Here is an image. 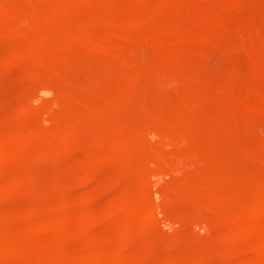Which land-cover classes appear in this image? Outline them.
Wrapping results in <instances>:
<instances>
[{"label": "rangeland", "instance_id": "1", "mask_svg": "<svg viewBox=\"0 0 264 264\" xmlns=\"http://www.w3.org/2000/svg\"><path fill=\"white\" fill-rule=\"evenodd\" d=\"M17 1H18L17 3L19 5L25 6L26 11L29 13V14L27 13L28 15H26V18H27L26 19L27 20L26 23H29L28 25H31L32 21H33V19H32L33 17L30 14H32V8H33L34 0H31V1L30 0H17ZM126 1L128 3V2H131L132 0L131 1L130 0H126ZM10 2L8 1V3H10ZM35 2H36V0H35ZM218 2H219V4H218ZM220 2H222V3H220ZM43 3L44 4H42L40 6H39L38 3H36L35 5L38 4L39 12L42 13V14L44 13L43 15H45L46 13L50 14L53 10H55L54 9V5L56 6L57 3H61V0H43ZM191 3H192V5L188 4L185 7L186 9L181 11L183 13H181V12L177 13L178 15L175 14L174 15L175 17L170 15V14L167 17L166 16L167 14L165 12H163L161 14L162 16H166L168 18V21L170 19L171 21H169V22L175 23L174 25L179 27L178 29H181V30L184 29V25L182 24V22L184 21L185 22V29L184 30H185V32L188 31L190 33L189 34L187 32L189 34V36H190V38H189L190 40H188L186 43L182 44L183 46H180L178 48L173 46V48H172V43H173L172 40L174 38V35H171L170 33L163 35L165 37V39H163V41L165 42V45H166L165 46L166 47L165 51L167 53H169V54L170 53H172V54H175V53H179L180 54L181 53V54L178 56V59L175 62H172L173 66L169 67L170 69L167 72V73H169L168 75H166V74L162 75V76L161 75H159V76L156 75L152 80L150 79L151 76L149 78H146V80H147V81H145L147 83L146 87L149 86L150 88L147 87V88H149V89L146 90V92L148 94L147 93H146L147 95L145 94V99H144V102H143V104H144L143 106H140L138 103L137 104H135V103L133 104L132 101H130V100H129V102H125V103L124 102L122 103L120 101L122 93L124 91V87L122 85V81L125 78H127L133 72V70L135 69L136 62H137L136 58L131 57V56H129V57L122 56L120 54L118 56L117 55L118 52L116 50H114V49L108 50V51H104V52H101V53L96 52L95 49L90 48L91 46L95 47V44H94L93 41L86 42V43H83V44L82 43L81 44H77L76 45V47H77L76 52L78 53L80 51L79 52L80 54L76 53L73 57H69V58H68V56L63 57V60L65 58H67L68 60L67 59L66 60L68 62L71 61L73 63L74 70L73 71L70 70V71H72V72H70L72 75L70 74L69 76H67L64 79L65 81L63 80V78L61 79L59 77V79L57 81L52 82L51 80H48V78H46V77H44L42 75H37V74H39V72L41 70V67H39L40 66V64H39L40 60H37V58H34V57L31 58V57H26L25 56L26 58L22 57L23 59H19V60L18 59L16 60V59H13V58L10 59L13 54L15 55V51L16 52H20L21 54L25 55L27 50H31L33 48V46H35V44H37L39 42V39L41 40V35H42L41 33L44 32V31H42V27L39 30L37 29V30H32L31 31L30 29L25 28L21 24H14L13 19L12 18L10 19V17L7 16V15L4 16L5 18H8L7 22H6V19H4L3 17L0 19V142L3 141V140H7L9 142L8 149H9V155H11L10 156L11 157L10 161H8V162L6 161V162H3V164H0V186H1L0 190L3 189V191L1 190L2 193H0V223H1L0 224V235H1L0 237L2 238L3 234L5 235V236H3L4 239L1 240V238H0V251H1V248H2L1 246H2L5 238L7 236H9V235L13 239H14V237H15V239H17V238L21 239L20 240V243H21L20 245L23 248L25 247L27 249V247H29L32 250L31 251L28 248L27 249L28 252L27 253H23L24 256L21 255L22 257L18 256V255H15V254H12V253H2V255H1V252H0V264H16V263L17 264H34V263L35 264L36 263L37 264H45V263L46 264H61V263L62 264H68L69 262H72L71 264H80V263L81 264H87V263L88 264H96L93 259H94V255L97 253V251L96 252L95 251L92 252V249L95 250L96 247H98L97 245H99V246L103 245V247H104V249L102 248L101 251L99 250L100 247H98L97 248L98 251L101 252V253L100 252H98V253L99 254H105V253L108 254L107 257L109 259L111 257V260L115 259V257L118 254H120L121 251H123L122 258H124L123 259V261H125L124 264L126 262H128V261H129L128 262L129 264H136V262H137V264H149V263L152 264L151 262H153V261H155V262H153V264H164V263L165 264H169V263L172 264V263H174L173 262L174 259H175L174 260L175 261L174 264H177V263L178 264L179 263L180 264H186V263L187 264H238V263L239 264H247L248 262H250L251 260H253V259L257 258V257H259L261 260H264V254H263L264 251H261V250L259 251L260 252V256H258L259 252L256 251V250L261 249L259 246H261V243L264 240V237H263L264 236V217H263L264 216V212L259 214L258 217L256 216V218L254 220V221L257 222V223L255 222L256 225L258 224L257 225L258 229H257L256 232L249 233V232L245 231L247 234H245V232H244L243 234H241L240 236H238L236 238H230L232 230H229V229H233L232 226H234L236 224V222H238L239 216H240L238 214L239 211H241L242 208H243V210H245V209L247 210V208H249L248 205H250V204L249 203L247 204L246 202L250 201L249 199H250V197L252 195H253L252 198H251L252 200L255 197V195L257 197H261V194H262V197L264 196L263 192L261 193V191L257 193V188L254 187L258 183L260 185L264 184V181H263L264 180V154H263L264 152H262V151H264V148H263L264 147V127L262 125V124H264V122H261L264 119H261L259 124L258 123L257 124H253L252 121L250 120L251 119V115L249 113H245L243 111H242L243 113L241 112V107L244 105V102L246 104V102H249V99H253V100L257 99L259 94L264 96V86H262L263 83L256 82L255 78H254V73L258 69L259 70H263L264 69V66H262V64H264V62H259L258 59L256 58L255 54L253 52L249 51V50L252 49L253 44L257 46V44L259 42L258 47L261 44L262 45L264 44V40H263V38H264L263 37L264 36L263 32L264 31L261 32L262 28H264V26H263L264 25V18H263L264 17V0H244L242 2V4L239 6V8L238 7H230L229 5L224 4L225 3L224 0H220V1L211 0V2H206V3H203V4H197V3L194 4V2H191ZM45 4H47V5H45ZM220 4H222V5H220ZM51 5H53V6H51ZM218 5H220V6H218ZM248 5H249V8H250L251 11L248 10L249 9ZM30 6H32V8ZM204 6L206 7L205 9H204ZM212 6L215 7V8H213V10H212ZM222 6H226L225 8H228V9L226 11H225V9L222 10L221 9ZM243 6H245V8ZM50 7H51V9H50ZM199 7H201V8H199ZM210 7H211V9H210ZM241 7H243V8L241 9ZM257 7H258V9H257ZM187 9H189V11H187ZM197 9H198V11H197ZM131 10L133 11V9H130L129 7H126V10L123 11V16L129 15L131 13L130 12ZM214 10H216V11L219 10V11L216 12ZM126 11H127V13H126ZM204 11H206V12H204ZM136 12H137V10L135 11V13ZM197 12H198V14H196ZM219 12H220V14L217 15V13H219ZM233 12H234V14L236 13L237 15H234ZM132 13H131V15H132ZM221 13H223V14H221ZM211 14H212V16H211ZM133 15H134V13H133ZM198 15H200V16H198ZM205 15H206V18H205ZM27 16H29V17H27ZM181 16H182V18H181ZM196 16H198V18ZM83 17L84 16H81L80 14H77V15L73 16L71 18L72 19V23L76 24V23L82 21V19H84ZM177 17H179V18L177 19ZM213 17H215V19ZM222 17H223V19H222ZM175 18H176V20H175ZM209 18L210 19L212 18L211 23H209L210 22ZM260 18H263L262 19L263 22H262V20ZM2 19L6 23H8V26H6V24L4 22L2 23V21H3ZM29 19H30V21H29ZM121 19L116 20V21H118V23L115 21L116 23L114 24V21L112 22L109 18L108 19L105 18L104 20H102L100 22L101 24L99 23L101 25V26H99V28L100 27L101 28L100 29L98 28V30L101 31V32L107 31L109 28H111V26L114 27L113 24L116 25L115 27H117V25H118L117 28L122 29V28L126 27L128 25V23H127V20L124 19L123 17H121ZM232 19H233V21H232ZM8 20H9L10 23L8 22ZM226 20H228V21H226ZM103 21L106 22V24H108L109 22H111V23H109L108 25H105V23ZM225 21L228 24L225 23ZM179 22H180V24H179ZM259 22H260V24H259ZM11 23H12V25H11ZM119 23H121V25ZM192 23H193V25H192ZM195 23H198V24H195ZM261 23H262V28L260 26ZM122 24H123V26H122ZM181 24L183 25V27H182ZM237 24L240 25V26H238ZM10 25L13 26V27H11ZM25 25L27 27H29L27 24H25ZM198 25H199V27H198ZM224 25L227 28L224 29V27H225ZM231 25H232V27H231ZM233 25L234 26H238V27H234ZM248 25H250V26L256 25L258 27V30L260 31L261 35H259V36L257 35L258 38H254L255 40H249L247 38H244V36H243L245 30L250 27ZM10 27L12 28L13 32L11 31ZM190 27H191V29H190ZM195 27L197 29H195ZM207 27H208V29H207ZM103 28H105V29H103ZM212 28H213L214 32L212 31ZM218 28L220 29V33H218L219 32ZM186 29H187V31H186ZM209 30H211V31H209ZM231 30H233V31H231ZM15 31H17L18 33L15 32ZM197 31H200L201 33L206 34V35L211 33V34H209V36H213L215 38V41L214 42H210L209 44L207 43V44L203 45L202 47L199 46L200 48H198V45L196 44V40H197V35L196 34L198 33ZM226 31H228L229 33H227ZM240 31H241V33H240ZM138 32H140V33H138ZM134 33H133V36H135L137 38H139V37L141 38V37L148 36L150 34V31H145V30L136 31L135 30ZM141 33L143 35H146V36H143ZM9 34H11V35H9ZM236 34H238L237 37H239V38L235 37ZM230 37L232 38V40H231ZM30 38H32V39H30ZM191 38H193L192 39L193 41L191 40ZM167 39H169V41ZM238 39H240L242 41V43ZM36 40H38V41L36 42ZM126 41L127 40L117 41V45H119L120 47H129L132 42L131 41L130 42L129 41L126 42ZM170 42H171V44H170ZM217 42H218V44H216ZM124 44H126V45H124ZM167 44H168V46H167ZM244 45L250 46L251 49H246L247 46H244ZM237 46H238V48H237ZM241 46H242V48H239ZM212 47H214V49ZM233 47L235 48V50L232 49ZM170 48H172L171 50L173 52L170 51ZM175 49H177V50H175ZM241 49H243V51L240 52ZM48 50L50 51V54H52L53 48L52 49L49 48ZM233 51H235V52H233ZM244 52H245V54H244ZM101 54H103V55H101ZM113 54H114V56H113ZM98 55H99V57H98ZM190 55H192V57ZM194 55H196V56L194 57ZM103 56H105V57L103 58ZM152 57H153L152 55L147 56V58L145 60L147 64H150V63L153 64L154 58H152ZM182 57L184 59H186V60L181 61L183 59ZM107 58L110 61H107ZM127 58H129V59H127ZM199 58H201V59H199ZM187 59L188 60L190 59V60L188 61ZM253 60H255V61H253ZM27 62H28V65L30 64L29 67L26 65ZM176 62H177V64H175ZM164 63L165 62H163V60H162L161 64H160L161 69H163V66H165ZM243 63L246 64V66H242V65H244ZM4 64H6V65H4ZM201 65H202V67H201ZM175 66L178 67V68H176ZM86 67H89L92 70L89 69V68H86ZM197 67H199V68H197ZM245 67H248V69L247 68L245 69ZM249 67H250V69H249ZM174 68H175V70H174ZM201 68H203V69H201ZM171 69H172V71H171ZM104 70H106V71H104ZM247 70H248V75H246L247 74ZM250 70H251V72H250ZM178 72H179V74H178ZM197 72H198V74H196ZM244 72H246V73H244ZM106 73H108L107 74L108 76L105 75ZM109 73H110V75H109ZM164 73H166V72H164ZM190 73H192V74H190ZM201 73H203L202 74L203 76H200ZM86 74H88V75H86ZM89 74H91L90 77H89ZM101 74L103 75L104 78L102 77ZM118 74H119V76H118ZM85 75H86V77H85ZM99 75H100L101 78L99 77ZM186 75L187 76L189 75V76L187 77ZM87 77H89V78H87ZM158 77H160V78H158ZM189 77L190 78L192 77V79H190ZM45 78H46V80H45ZM67 78H69V79H67ZM76 78L78 80H76ZM161 79H163V81ZM164 79H167V82ZM172 79H174V80L172 81ZM102 80H104V82ZM198 80H200V82H198ZM151 81H153V82H151ZM226 81H228V82H226ZM230 81H233V83H229ZM252 81H253L254 84L252 83ZM65 82H67V83H65ZM159 82H161V84ZM164 82H165V84H164ZM60 83H62V85ZM149 83L151 84L152 87H155V88H152ZM166 83H168V85ZM169 83H171V84H169ZM191 83H193V84H191ZM259 83H261V84L258 85ZM83 84H85V85H83ZM89 84H92V85L90 86ZM86 85H88V87ZM157 85H158V88H157ZM211 85L213 87H211ZM60 86H61V88H60ZM92 86H94V87H92ZM225 86L227 88L231 87V89H232L231 96L226 94V93L223 94V92L225 91L224 89L226 88ZM71 87H72L73 90L71 89ZM168 88H169V90H168ZM210 88H214V89L217 90V91L215 90L216 93H217L216 96L215 95L213 97L210 96L211 93H210V95H208V91H209ZM153 89H155V90H153ZM156 89H157V91H156ZM159 89H160V91H159ZM204 89H205L206 92L204 91ZM67 90H68L69 93L67 92ZM78 90H81V91H78ZM261 90H262V93H261ZM119 91H121V92H119ZM76 92L77 93L78 92H82V93H80V94L78 93V95H77ZM99 92H100V94H99ZM128 92H129L130 96L133 95L135 97V95L137 93V90L132 88V89L128 90ZM152 92H153V95H154L153 97H152ZM191 92L192 93L194 92L195 94L198 93L197 95H195L193 93L194 97L196 96L195 99H193L194 98L193 94H190ZM157 93H159V94L157 95ZM245 93H247V95ZM249 93H250V95H249ZM73 94H74V98H72ZM203 94H205V95H203ZM254 95H256V98H255ZM197 96H198V99H197ZM62 97H64V98H62ZM108 97H109V99H108ZM155 97H157V99ZM246 97H247V100H246ZM70 98H72V99L70 100ZM110 98H112V101H111ZM179 98H182L181 99V100H183L182 103H180L181 101L178 100ZM218 98H219V100H218ZM235 98H237L238 101L235 100ZM77 99H78V101H77ZM187 99H188L189 102H191L192 100H196L198 103L196 105H194V108H193V106L191 104H186V103H188ZM230 99L234 100L235 102L231 101ZM164 100H165V102H164ZM228 100H229V102L230 101L231 102L229 103ZM243 100H244V102H242ZM206 101H207V103H206ZM203 102H204V104H203ZM223 102H225V103H223ZM128 103H130V104H128ZM165 103H166V105H165ZM170 103H172L171 106L169 105ZM210 103H212V104H210ZM173 104H174V106H173ZM175 104H177V105H175ZM229 104H230V106H228ZM232 104H235V105L232 106ZM71 105H73L74 110L69 112ZM113 105H116V106L113 107ZM131 105H133V106H131ZM200 105H202V106L199 107ZM226 105L228 106V108L226 107L227 110H229L228 112H226L227 110H225L226 108H224ZM144 106H146V107H144ZM108 107L111 108V109L108 110L107 109ZM234 107H236V108H234ZM144 108H145V111H143ZM177 108H180V109H177ZM215 108L216 109L219 108L218 109L219 112H217V110ZM220 108H222V109H220ZM114 109H115V111H113ZM192 109L195 110V112ZM223 109L225 110V112L223 111ZM62 110H64V111H62ZM90 110H92V111H90ZM202 111H205V112H202ZM110 112H112V115H113L112 117L114 119L111 118V116H110L111 114L110 115L108 114ZM196 112L199 113V114L201 113V114L200 115L197 114V117H196V115H195ZM165 113H166V115H165ZM168 113H169V115L171 117L170 120L168 118L169 117ZM186 113H187V115H189V118H187L188 120L183 119V120H186V121H184L186 123V125H185V124L182 123V118L186 115ZM223 113H224V116L226 118L224 116L222 117ZM227 113H230V114L228 115ZM204 114L206 116H204ZM216 114H220V115H217L218 117L216 118V117H214V116H216ZM117 115H119V116H117ZM129 115H131V116L129 117ZM147 115H148L149 118L147 117V119H146L145 117ZM244 115L246 116V118L244 117ZM241 116L244 117L245 120L247 119V121H245L244 118L242 119ZM75 117L76 118L78 117V118L76 119ZM180 117H182V118H180ZM190 117H192L191 119L193 121L190 119ZM205 117H207L208 120ZM210 117L211 118H215L216 120L218 119L220 123L216 122L215 120L211 119ZM19 118H21V119H19ZM121 118L124 119L123 121H125V123L123 121H121L122 120ZM151 118H153V119L151 120ZM166 118L168 119V122H167ZM203 118H204V120H203ZM222 118L223 119L225 118L224 119V123L226 122L225 123L226 127H227V124H228V128L226 130L224 129L225 128L224 125H223L224 123L221 122V121H223ZM234 118H236V119L234 120ZM26 119L29 122H27ZM111 119H113L114 121L111 120ZM144 119H146L145 124H143ZM201 119H202V122L200 121ZM231 119H233V120H231ZM72 120H74L73 122H75V124H76L75 125V127H76L75 138L73 139L74 140L72 142L73 144L72 143L65 144V143L62 142V139L64 137V131L63 130H57L56 127H57V124L65 126L66 123L68 124V122H71ZM75 120H77V121H75ZM78 120H79V122L81 124H78ZM141 120H142V122H141ZM177 120L180 123V125H181V123L183 125L182 129H181L183 135H181L182 133H180V132L177 133L178 131H181V130L177 131L176 128L174 130H172L173 128H171V127H173L171 124H173L175 126L177 124V122H176ZM225 120H227V121H225ZM207 121H209V122H207ZM229 121H231L230 125H229ZM242 121H243V123H242ZM118 122H119V124H118ZM151 122L152 123L155 122L154 126L152 125ZM174 122L176 124H174ZM187 122H189V123H187ZM233 122H234V124H232ZM199 123H200V125L202 124V126H205V128L204 127L202 128V126H200ZM205 123L209 124V127H208V125H205ZM211 123L214 124L213 125L214 129L213 128L210 129V126H212ZM221 123H222V126H220ZM241 123L242 124L245 123V126L246 125L248 126V127L247 126L245 127L243 125V129H244V127L247 128V129L252 128L250 130V133H249V131H247V135L245 134L246 133V129L242 130ZM123 124H125V125H123ZM160 124H161L162 127L159 126ZM166 124H169V125L165 126ZM189 124H192L191 126L195 125V128H197L199 133L197 132V130L193 131V130H195L194 127H191V128H193V130L190 127L188 129L187 127L190 126ZM236 124H237V126H236ZM16 125H17V127H16ZM77 125L80 126V127H78ZM139 125H140V127H139ZM231 125H234L236 127V133H238V131L241 128L239 134H236V137L234 136L235 135V132H234L235 131V129H234L235 127L232 126V128L233 127L234 128L233 129L231 128L232 130H230ZM238 125H240V126H238ZM254 125H257L258 128H257V126H254ZM260 125H262V126L260 127ZM25 126L27 128H25ZM136 126H138V127H136ZM147 126H148V128H147ZM184 126L186 128H184ZM217 126L219 128H217ZM12 127H13V129H12ZM23 127H24V129H23ZM88 127L90 128L89 131H88ZM128 127H129V129H127ZM131 127L133 128V130H132ZM206 127L208 129H210V130L207 129L208 134L210 133L209 136L206 134V130H205L204 133H202V131H204V129H206ZM222 127H223L224 131L221 130ZM198 128H200V129H198ZM216 128H217V130H216ZM136 129L138 130L137 132H136ZM145 129H147V130H145ZM169 129L173 131L172 136H171L172 139L175 138V137H173L175 134H176L177 137H179V134H180L181 138H182V136L184 137L182 139H184V142L186 143V146L190 145L191 143H193L192 145H190V147L187 146V148H186V146H185V148H182V149L180 148L179 149L178 147H182V146H184V144L182 143L183 140H181L180 137L178 138L177 143H176L178 147L175 148V150H174L175 153H174V156H173L175 159H177V163H176L175 160H173V157H171V160H170V157H169V161H168V159H167L168 157L166 156L168 151L171 152V149L172 150L174 149V147H175L174 145H175V142H176L175 140L171 141L170 138H168L166 140V138L162 137V136H164L163 132H164V134H165L166 131L170 132ZM183 129H185L184 132H183ZM44 130H48V131H44ZM50 130H51V132H50ZM118 130H124V132H125V134H127V136L130 134L128 136V138H127L128 140L121 141V144L116 143L114 141V139H113L114 132L118 131ZM149 130H151L150 131L151 133L149 132ZM155 130L159 131V132H156ZM189 130H190V132H189ZM219 130L222 131V132H220ZM126 131H128V132H126ZM185 131H186V133L188 132L187 134H190V135H184V134H186ZM192 131L194 133H192ZM227 131H229L228 133H230V134H228V133L226 134ZM232 131H233L234 135L231 133ZM243 131H245L244 134L247 137L250 135L249 139L248 138H244L245 135L242 136V138H244V140H246V139L249 140L246 143L245 142L243 143V140L241 139V135L243 134ZM218 132L222 133V134L224 132L225 135L224 134L223 135L226 138V140L223 139L224 137L222 136L223 137L222 138L221 135ZM30 133L31 134H33V133L34 134H38V135H40V137H38V138L36 137L37 139L32 141V143L35 142L34 145L28 147L27 144L24 143V141L22 142V139H23L24 136L30 135ZM138 133H140L139 135L143 134V135L140 136V138H138L139 141L135 140V139L129 140L130 137H133V135H137ZM155 133H156V135H155ZM195 133H196V136H197V134H200V133L201 134H200V136L198 135L197 137H195ZM213 133H215V134H213ZM202 134H204V135H202ZM108 135H109V137H107ZM205 135H207L208 137L205 136ZM217 135H220V136H217ZM237 135L240 136L239 139H238ZM141 137H142V139H141ZM186 137H187V139H186ZM190 137L191 138L193 137L192 139H196L198 142L200 140V144L196 143L197 145H195V142H197V141L196 140L192 141V139ZM200 137H201V139H200ZM203 137H205V138L202 140ZM212 137H213L214 140H217V142L215 141V145L213 144L214 140L212 139ZM218 137H221V138H218ZM234 137H235V139H234ZM33 138H35V137H32L31 139H33ZM251 138H252V140H250ZM78 139H80L81 141L78 140ZM161 139H164V140L162 141ZM209 139H211V140H209ZM222 139L225 140V141H227L229 139L230 141L228 140V142H224ZM53 140L55 141V143H53ZM201 140L202 141L205 140V142L202 143ZM170 141H171V143H168ZM178 141H180V146L178 145ZM186 141H189L191 143L186 142ZM49 142H51V143H49ZM128 142L130 144H128ZM142 142H145V143H142ZM206 142H208L209 145ZM210 142H212V143H210ZM251 142H253L252 145H251ZM38 143H39V145H38ZM52 143H53V145H52ZM140 143H141V145H140ZM159 143L160 144L163 143V144L159 145ZM166 143H167V146H166ZM204 143H206V144H204ZM222 143H223V145L224 144L225 145L223 146ZM226 143H228V144H226ZM232 143H233V145H232ZM248 143H249V146L246 145ZM255 143H257V144L255 145ZM118 145L120 146V148H119ZM168 145H169V147H168ZM193 145H195V146H193ZM199 145L206 146V148H208V149L205 148L207 152H205V149H203L204 148L203 146H199ZM210 145L212 147H210ZM218 145L220 147H218ZM253 145H255V147L257 146L256 150H254V151L252 150V149H254ZM71 146H72V148H71ZM114 146H115V148H114ZM165 146L167 148H165ZM191 146H193V147H191ZM198 146L200 147V149L198 148V151H197L196 148ZM232 146H233V148H232ZM63 147L66 148V149H64ZM151 147H152V149H151ZM226 147H227L228 150L226 149ZM67 148H69V149L67 150ZM188 148H192V149L188 150ZM45 149L47 151H45ZM122 149L124 151H122ZM139 149H140V152H139ZM176 149L182 151L181 154L179 153L180 151H177ZM234 149L236 151H234ZM245 149L247 150V153H245V151H246ZM259 149L261 151H259ZM10 150H12V151H10ZM40 150L43 151L46 154V155H44V158H41V156L38 158V156L40 155L39 154ZM118 150L120 152H123L122 155L124 153L130 152L133 155L132 156L133 159L128 161L125 158H123L121 154H120L121 156L119 155V156H116L115 158L113 157V159H112V155L118 153ZM150 150L151 151L153 150V151L151 152ZM156 150H158V152ZM200 150H202L203 154L200 152ZM213 150H215V152ZM220 150H221V152H220ZM98 151H99V153H98ZM190 151H192V152L190 153ZM231 151L233 153H235V154H233ZM56 152H58V153H56ZM209 152L212 153V155H213V153H215L214 155H216L217 158L216 157L214 158V155L213 156L211 155L213 157V160H212V157L211 156L209 157V155H210ZM19 153L21 155H19ZM30 153L32 155H30ZM47 153H49V154H47ZM153 153H154V155H153ZM176 153L178 155H176ZM197 153L198 154L200 153V154L197 155ZM206 153H208V154H206ZM228 153H230V154L232 153L231 154L232 156H229ZM240 153L241 154L245 153V157L250 156L252 158H250V157L249 158H245ZM248 153H250V154H248ZM253 153H255L256 155H257V153H259L258 156H260V155L261 156L256 158V155L253 154ZM93 154L96 155V156H94ZM161 154H163V156ZM182 154L185 156V158L188 157V156H186L188 154H189L190 158H191L190 154L192 155V157L194 156L191 160H188V158H186L190 162V163H188V161L186 162V165H188V164L190 165L189 169H192V167H194V166L196 167V165H198V164H200V166L205 164V166H206V165H208L207 162L210 159L211 160H210L209 163H211V166L210 165H208L206 167L202 166V167H204V169H202V171H201V173L204 174L203 176H201L202 174H200V173H199L200 175L198 173H196V172H200V170H201V168H200V170H198V167H200L199 165H198L197 169L193 168L192 172L188 171V172H190V174H188V173H186L187 170H184L185 167H187V166H185V163H184V160L186 161V159L183 158V160H181V158L183 156ZM219 154L221 156V160L220 161H215L214 159L218 160L220 158ZM34 155H35V157H34ZM144 155H146V156H144ZM180 155H182V156H180ZM195 155H197V156H195ZM203 155L205 156V161H207V162L203 161L204 159L198 158V157L204 158ZM234 155H236L237 157H238V155L242 157V158H240V159H243L241 162H239L240 159H238V161L236 160L237 162H235V163L239 162L240 164H242V170H243L244 165L246 166L244 168L245 170H243V172L241 171V169L238 170V168L241 167L239 165V163L238 164H234V163H232L230 161L231 159L233 160L236 157ZM16 156H18V157L16 158ZM89 156H92V157H89ZM179 156H180V158L178 159L177 157H179ZM23 157H24V160H22ZM141 157H142L143 161L145 160L144 162L141 161L142 160ZM146 157H147V159H145ZM153 157L155 159H153ZM158 157L159 158L166 157V159H165L166 161L164 159H162L163 160V161L161 160L162 163L160 162L158 164L161 167L158 166L159 168H156L157 170L153 169V171H151V173L149 175L143 176L141 174V172H139V168L137 167L138 164L140 163L139 161H141V163H146V164L150 162L147 165L151 166V164L154 162V160L156 161V159ZM222 157L225 158V159H223L224 162H225V160L228 157V159H229L228 163L230 165L227 166V165H225L224 162L222 163ZM53 158H55V160ZM86 158H88V159H86ZM13 159H16V161L13 160ZM66 159H68V160H66ZM85 160H87V162ZM178 160H180V161H178ZM199 160H202V162H200ZM60 161H61V163H60ZM65 161H68L71 164H69L68 162L66 164L63 163ZM193 161L196 162V165L194 164L195 162H193ZM227 161L228 160H226V162ZM233 161H235V159ZM113 162H115V163H113ZM170 162H172L171 166H173L175 164V167L177 165V167L181 168L185 172L184 173L185 176L182 173L183 171H181V169H180V173H175V172H179V168H176L177 170L174 169L175 168L174 166H173V168H170ZM181 162L184 164V168H182L183 164ZM87 163L88 164L90 163L89 165L91 167ZM212 163L215 166V169L217 167L216 165H218V167L221 166L220 167V169L222 168L221 172H219L220 169L213 170L214 168H213ZM220 163H222V164H220ZM178 164H180V165H178ZM231 164H234V165H237V166H234V165H231ZM238 165H239V167H238ZM1 166H2V168H1ZM168 166H169V171L167 170ZM180 166H182V167H180ZM28 167H30V168L28 169ZM129 167H131V170H130ZM224 167H226V168H224ZM61 168L63 170H61ZM128 168H129V170H128ZM208 168L212 169L214 171V173H215V176L214 177L212 176L213 180L219 174L218 178L221 179L222 177H224V178H222L223 180L221 179V181H223L224 184L227 183V181L225 182V180H224V179L227 180V178H226L227 177V174H226L227 170L226 169L229 168L228 170H230V169L232 170V171L231 170L228 171V174H230V173L232 174V172L234 174L235 171H236V173L234 175L233 174L230 175V180L232 181L237 176L236 179H238V180L240 179L239 183L238 182L237 183L241 185L242 183L240 181H243V183L245 182L248 185V187H246L245 184H242V187L244 185V187H246V189H243L240 185H239L240 187H238L237 186L238 184L235 182V181H237L236 179H234L232 181V183H231V181L230 182L228 181L229 183H227V185L226 184L224 185L223 183H218L220 181H218V182L213 181V182H215L213 184V182L212 183L210 182L212 180L211 179L212 171L210 169L206 170ZM256 168H257V170H262V171H260V172L257 171V170L253 171V169H256ZM195 169L198 170V171H196ZM31 170H33V171H31ZM248 170H250L249 173L247 172ZM132 171H134V172H132ZM64 172H66V173H64ZM205 172H207V174H205ZM208 172L209 173L211 172L210 173V177H206L207 175H209ZM223 172H224V174H223ZM245 172H247L248 174H246ZM251 172L252 173L254 172L255 174H252ZM192 173H193V176L195 178L192 177ZM214 173H212V175ZM216 173H217V175H216ZM237 173H238V175H240V173L241 174L244 173L246 175L242 174L243 175L242 176L243 179H242L241 176L239 178ZM256 173H257V175H256ZM258 173H259V176H258ZM249 174H250V178H249ZM260 174H262L263 176L261 175V177H260ZM19 175L21 176V178H20ZM57 175H59V176H57ZM69 175H71V176H69ZM73 176H74V178H73ZM183 176H184V178H183ZM251 176H255V177H258V178L255 179L254 177L252 178ZM10 177H12V178H10ZM15 177L19 178V180L17 178H15ZM68 177H70V179ZM143 177H145V178H143ZM201 177H202V179H201ZM231 177H233V178H231ZM244 177L248 180V182H246V180H244L245 179ZM24 178H25V180H24ZM65 178L67 179V181L64 180ZM75 178H76V180H75ZM133 178H135V180ZM139 178H141L140 180H142V178H143V180L141 181V183L138 184ZM207 178H209L211 180H208ZM218 178H216V181L218 180ZM251 178L253 179V181H252ZM11 179H12V181H11ZM30 179H31V181H30ZM34 179L37 180L36 183H35ZM191 179L194 180V181L196 180L195 183ZM199 179L202 180V182L204 183L203 185L208 183V184L205 185L206 187L203 186L202 182L200 183V181L197 183V181ZM258 179H262V180H258ZM14 180L16 182H14ZM54 180H56L57 183H54L55 182ZM68 180H70V181H68ZM136 180H137V183L135 182ZM180 180H181V182H180ZM182 180H184L185 182L182 181ZM17 181H20V182H18L20 184H18ZM205 181H208V182H205ZM251 181L253 183H251ZM254 181H256L257 183L255 182L256 183L255 184ZM260 181H262V184H261ZM58 182H60V183H58ZM191 183L195 184L199 188L201 187L200 191L203 188L202 189L203 191H201V193H200L201 195L199 194L195 198L192 196L193 197L192 199L189 196L188 188H185V186L193 185ZM199 183L201 184V186H200ZM3 184L7 185V186H4ZM56 184L57 185L59 184L60 188H59V186H56ZM215 184H217V185H215ZM221 184H223V186H221ZM10 185L11 186L19 185V187L13 193L10 194V193H8L9 191L7 190V188H9L8 186H10ZM30 185H31V187H30ZM65 185H67V187ZM125 185H127V186L125 187ZM144 186H145V188H144ZM183 186H184V188H183ZM216 187H218L220 191ZM225 187L227 189H225ZM237 187H238V189H237ZM249 187L252 188L253 191H252V189H250V191H248ZM257 187H258V185H257ZM21 188L24 189V190L29 189L30 191L26 190L27 192H23L24 190H21ZM210 188H212V190ZM221 188H224L223 189L224 191H222ZM131 189H132V192H131ZM186 189H187V191H186ZM204 189H206V191H208V192H206ZM213 189H214V192H213ZM6 190H7V194H6ZM215 190H216V192H215ZM230 190H232L233 192L230 191ZM236 190H239V192H236ZM217 191H218V194H217ZM226 191L227 192L230 191L231 193L227 194ZM251 191L255 195L252 194ZM3 192H5V193H3ZM122 192L124 194L128 193V195L130 196L131 199H134V200L137 199L140 202V206H141V208H139L138 210H141L142 212L138 211V210L132 211L131 210L132 209L131 208V206H132L131 204H130V206H128L127 204L125 206V204L123 202H122L123 204H121V199L125 196L124 194H122ZM172 192L174 194H172ZM202 192H203L204 195L202 194ZM204 192H206V193H204ZM221 192H223V193H221ZM247 192L250 193V194H246L245 195V193H247ZM65 193H67V194H65ZM213 193H215L214 194L215 195L214 198L211 197V196H213ZM1 194H2V196H1ZM46 194H47V196H46ZM86 194H87V196H86ZM209 194H211V195H209ZM221 194H222V196H221ZM239 194H243V196L246 199H244V197L242 195L239 196ZM206 195H209V196H206ZM231 195H233V196L231 197ZM247 195H251V196L248 198ZM236 196H238L237 198H239L240 200L237 199ZM183 197H184V199H183ZM186 197H187V199H186ZM218 197H220V201H219ZM7 198H9V199H7ZM47 199H49V200H47ZM193 199H194V201H192ZM196 199H198V200H196ZM203 199H205L206 201L203 200ZM223 199H224V201H223ZM225 200H227L228 202L227 201L225 202ZM195 201H197V202H195ZM229 202H230V204H229ZM234 202L236 204H234ZM202 203H204V204H202ZM240 203H242V206L239 205ZM24 204H26L25 207L21 208V207L24 206ZM112 204H113V206H112ZM245 204H246V206H245ZM198 205L200 206V210H199V206ZM202 205H205V206H203V208L204 207H208V206L209 207L203 209L201 207ZM236 205H238V206H236ZM39 206H41L42 208H40ZM76 206L78 208H75ZM145 206H146V208H145ZM229 206H230V208H229ZM234 206H235V208H234ZM231 207H232V209H231ZM73 208L75 210L78 209V211H80V210L81 211L79 213L77 211H75V210L72 211ZM83 208H86L85 209L86 211L83 210ZM116 208H118V209H116ZM125 208L126 209L131 208V209H128L127 211H123V210H126ZM228 208H229V212L231 210H233V211L230 212V213L226 212V211H228ZM239 208H241V209H239ZM102 209H104V210H102ZM112 209H115V210H112ZM88 210H89V212H88ZM94 210L97 211V212L99 210V213L94 212ZM143 210H144V212H143ZM147 210H150V212H151L150 216L147 214V212H145ZM216 210H219V211H216ZM236 210H237L238 213L234 212ZM131 211L134 212V213H132ZM208 211H210V212H208ZM215 211H216V213H219V215H217L215 213ZM38 212H40V213H38ZM74 212H76L78 214L76 215V213H74ZM122 212H124V213H122ZM136 212L137 213L139 212V213L137 214ZM35 213H36V215H35ZM56 213H58V214H56ZM125 213H126V215H125ZM127 213L130 214V215H127ZM135 213H136V215H135ZM220 213H223V214H220ZM233 213L235 214V217L233 216ZM113 214H115L116 216L113 215ZM145 215H147V216L145 217ZM53 216L55 218H53ZM127 216H129V219H128ZM130 216H131V218H130ZM133 216H134V218H133ZM222 216L225 217L226 220L230 218L229 219L230 221L228 220L227 222L229 224L231 223L230 227H232V228H228L229 224H227L226 226L221 224V219H223ZM23 217H25V218H23ZM73 217H75L76 219L73 218ZM82 217H83L84 220L82 219ZM96 217H97V220H96ZM218 217H220V218H218ZM235 218L238 219V220H236ZM259 218H261V219H259ZM41 219H43V220H41ZM44 219H46V221L50 220L49 222H51V226H53V227L54 226L56 227V225L60 224L61 220L65 219L66 227L62 231H55V230H57L55 227L54 228L50 227V229L48 228V230H46L44 232L45 234L43 233V235L45 237L44 236H40V237H38L40 239H37L38 240L37 241L36 240L37 237L32 235L33 230L30 232V229H28V227L32 226L33 223H34V225L38 224L39 220H41L43 222V221H45ZM32 220H33V222H32ZM111 220H113V221H111ZM125 220L127 222H125ZM133 220H136V221H133ZM235 220H236V222H235ZM29 221L32 223V225H31V223ZM41 221H39V223ZM35 222H37V223H35ZM101 222H102V224H101ZM209 222H212V223H209ZM27 223H29V226H28ZM248 223L249 222H246L247 228H248V226H250V223L249 224ZM13 224H14V226H12ZM108 225H110V226H108ZM112 225H113V229L111 227ZM2 227H4V228L6 227L7 228L6 230L4 229L6 231V233H4L5 231L3 230ZM135 227H136V229H133ZM222 227L224 229H222ZM137 228H139V229H137ZM216 228H217V230H216ZM24 229H27V230L24 231ZM121 229L123 230L122 232H120ZM2 230H3V232H2ZM124 230H125V232H124ZM223 230H225V231H223ZM8 231H9V233H8ZM27 232H30V233H27ZM47 232H49L50 235ZM51 232H52L53 235L51 234ZM86 232H87L88 235L90 234L91 237L86 235ZM22 233L24 235L26 234L25 237H24V235ZM220 233H221V235H220ZM84 235H86L89 238H87ZM83 236H84V238H83ZM118 236H121V238L119 237V239H118ZM46 237H48V238H46ZM125 237H127V238H125ZM74 238H76V239L74 240ZM112 238L115 239L116 241H114ZM123 238L128 239L127 240L128 242H124L126 240L123 239ZM219 238H221L222 240L219 239ZM98 239L99 240L101 239L102 241L101 240L99 241ZM92 241L95 242V243H93ZM143 241H144V243H143ZM256 241H258V242H256ZM111 242H112L113 245L110 244ZM120 242L122 244H124L123 246H125V245L126 246L125 247L121 246ZM153 242H154V244H153ZM216 242H219V243H216ZM72 243H74V244H72ZM125 243H127V244H125ZM147 243H148V245H147ZM193 243H194V245H193ZM14 244H15L14 240H13V243H12V240L9 243L10 246L11 245L14 246ZM90 244L91 245L94 244V246L91 247ZM213 244H214V246H213ZM54 245H56V246L54 247ZM74 245H75L76 249H75ZM129 245L130 246L132 245V247L134 249L132 247H130L132 249L128 250L129 253L127 254V256H124L123 254H126L124 252V248H126V251H127V248L130 249ZM189 245H191V246H189ZM196 245H198V246H196ZM106 246H108V248ZM118 246L119 247L121 246V248L119 249ZM253 246H255V247H253ZM191 247H193V249H191ZM82 248H84V249H82ZM52 249L54 251H52ZM57 249L59 250V252H58ZM105 249L108 250V251H106ZM212 249H213V251H212ZM248 249H250V250H248ZM35 250L38 251L39 253L36 252ZM40 250H41V252H40ZM83 250H84V254L85 255L83 253H80V251H83ZM251 250L253 251V253H251L252 252ZM132 251H133V253H132ZM151 251H152V253H151ZM186 251L189 254H187ZM196 251H197V253H196ZM32 252H34V253H32ZM42 252H44V254ZM53 252H55V254H52ZM200 252H201V254H200ZM244 252H245V254H244ZM255 252H257L258 254L255 253ZM86 253H90V254H86ZM113 253H115V254L113 255ZM213 253H215V254H213ZM25 254L28 255V256H26ZM51 254H52V256H51ZM81 254H82L83 257L81 256ZM164 254H166V255H164ZM175 254H177V255H175ZM253 254H254V256H253ZM44 255H45V257H44ZM64 255L67 258H65ZM88 255H89V257H88ZM46 256H48L50 259L49 258L46 259L47 258ZM24 257H25V259H24ZM164 257H166V258H164ZM26 258H28V259H26ZM52 258H53V260H52ZM128 258H129V260L127 261ZM141 258H144V259H141ZM62 259H63V261H62ZM22 260H24V261H22ZM25 260L27 262H25ZM78 260H80V261H78ZM170 260H171V262H170ZM64 261H65V263H63ZM140 261L143 262V263H141ZM187 261H189V262H187ZM90 262H92V263H90ZM257 264H259V263H257ZM260 264H262V263H260Z\"/></svg>", "mask_w": 264, "mask_h": 264}, {"label": "bare ground", "instance_id": "2", "mask_svg": "<svg viewBox=\"0 0 264 264\" xmlns=\"http://www.w3.org/2000/svg\"><path fill=\"white\" fill-rule=\"evenodd\" d=\"M8 1L10 2L11 0H0V19L3 17L4 19H6V22H7V19L8 18H5L4 16H9L10 17V19L12 18L13 19V22H14V24H21V25H23L25 28H27V29H30L31 31L32 30H39L41 27H42V31H44L43 33H41L42 35H41V40L39 39V42L37 43V44H35V46H33V48L31 49V50H27V52H26V54L25 55H23V54H21L20 52H16L15 51V55L13 56L12 55V57L10 58V59H23L22 57H24V58H26V57H31V58H37V60H40L39 61V64H40V66L39 67H41V70H40V72H39V74H37V75H42V76H44V77H46V78H48V80H51L52 82H55V81H57L58 79H59V77L62 79L63 78V80L67 77V76H69L71 73L70 72H72L73 70H74V67H73V63L70 61V62H68L67 60V58H65L64 60H63V57H66V56H68V58L69 57H73L77 52H76V49H77V47H76V45L77 44H83V43H86V42H90V41H93L94 42V44H95V47L93 46H91L90 48H93V49H95L96 50V52H99V53H101V52H104V51H108V50H112V49H114V50H116L118 53H117V55L119 56V54L120 55H122V56H127V57H129V56H131V57H134V58H136L137 59V62H136V67H135V69L133 70V72L127 77V78H125L123 81H122V85H123V87H124V91H123V93H122V96H121V102L123 103H125V102H129V100L130 101H132V103L134 104H139L140 106H143L144 104H143V102H144V99H145V94L147 93L146 92V90L147 89H149L150 87L149 86H147V87H149V88H147L146 87V82L145 81H147L146 80V78H149L150 76V79L152 80L156 75H168L169 73H167L168 72V70L170 69L169 67L170 66H173L172 64V62H175L177 59H178V56L181 54H179V53H175V54H172V53H167L166 51H165V42L163 41V39H165V37L163 36V35H165V34H168V33H170L171 35H174V38H173V43H172V48H173V46L174 47H180V46H183L182 44H184V43H186L188 40H190L189 38H190V36H189V32L187 31V29H186V31L189 33H187V32H185V22L183 23L182 22V24L184 25V29L183 30H181V29H178L179 27H177L176 25H174L175 23H171V22H169V21H171L170 19H169V21H168V16H169V14L170 15H172V16H174L175 14H177V13H180L181 11H183L184 9H186L185 7L189 4H191L192 5V3L191 2H194V4L195 3H197V4H203V3H206V2H211V0H130L131 2H128L127 3V1L126 0H61V3H57V5L55 6L54 5V9L55 10H53L50 14H45V15H43L42 13H40L39 12V10H38V4H39V6L40 5H42V4H44L43 3V0H36V2H35V0H34V2H33V8H32V6H30L31 8H32V14H30L33 18V21H32V24L31 25H28L29 23H26V15H28L29 13L26 11V9H25V6H23V5H19L17 2V0H12L10 3H8ZM31 1V0H30ZM218 1H220V0H218ZM225 1V3L224 4H227V5H229L230 7H238L239 8V6L242 4V2L244 1V0H224ZM263 2V1H262ZM36 3H38L37 5H35ZM46 3V2H45ZM54 3V2H53ZM52 3V4H53ZM220 3H222V2H220ZM251 3V2H250ZM212 4V3H211ZM218 4H219V2H218ZM247 4V3H246ZM249 4V3H248ZM261 4V3H260ZM32 5V4H31ZM45 5H47V4H45ZM50 5V4H49ZM220 5H222V4H220ZM220 5H218V6H220ZM226 5V6H227ZM250 5V4H249ZM249 5H248V8H249ZM44 6V5H43ZM42 6V7H43ZM51 6H53V5H51ZM197 6V5H196ZM217 6V7H218ZM226 6H222L221 7V9L222 10H224L225 9V11L228 9V8H225ZM246 6V5H245ZM245 6H243L244 8H245ZM126 7H129L130 9H133V11L131 10L130 12L132 13H134V15H133V13H132V15H131V13L129 14V15H125V16H123V11H125L126 10ZM132 7V8H131ZM228 7V6H227ZM243 7H241V9L243 8ZM199 8H201V7H199ZM206 7L204 6V9H205ZM213 8H215L214 6H212V10H213ZM247 8V9H248ZM50 9H51V7H50ZM49 9V10H50ZM125 9V10H124ZM137 10V12L135 13V11ZM209 9V8H208ZM210 9H211V7H210ZM219 9V8H218ZM230 9V8H229ZM257 9H258V7H257ZM135 10V11H134ZM201 10V9H200ZM231 10V9H230ZM237 10V9H236ZM240 10V9H239ZM248 10H250V8L248 9ZM129 11V10H128ZM187 11H189V9H187ZM186 11V12H187ZM192 11V10H191ZM197 11H198V9H197ZM214 11H216V10H214ZM217 11H219V10H217ZM216 11V12H217ZM251 11V10H250ZM163 12H165L167 15V17L166 16H162L161 14L163 13ZM185 12V11H184ZM204 12H206V11H204ZM203 12V13H204ZM212 12V11H211ZM224 12V11H223ZM241 12V11H240ZM245 12V11H244ZM28 13V14H27ZM126 13H127V11H126ZM181 13H183V12H181ZM190 13V12H189ZM242 13V12H241ZM240 13V14H241ZM259 13V12H258ZM77 14H80L81 16H84L83 18L84 19H82V21H80V22H78V23H76V24H73L72 23V17L73 16H75V15H77ZM193 14V13H192ZM196 14H198V12L196 13ZM195 14V15H196ZM220 14V12L219 13H217V15H219ZM221 14H223V13H221ZM233 14H234V12H233ZM178 15V14H177ZM181 15V14H180ZM183 15V14H182ZM202 15V14H201ZM207 15V14H206ZM206 15H205V18H206ZM209 15V14H208ZM234 15H237L236 13L234 14ZM248 15V14H247ZM251 15V14H250ZM263 15V14H262ZM198 16H200V15H198ZM198 16H196L197 18H198ZM211 16H212V14H211ZM231 16V15H230ZM27 17H29V16H27ZM121 17H123L124 19H126L127 20V23H128V25L126 26V27H124V28H122V29H119V28H117L118 27V25H117V27H115L116 25H114L116 22L118 23V21H116V20H119V19H121ZM175 17V16H174ZM186 17V16H185ZM191 17V16H190ZM194 17V16H193ZM195 17V18H196ZM208 17V16H207ZM229 17V16H228ZM31 18V17H30ZM105 18H109L112 22L114 21V24H113V26L114 27H112L111 26V28H109L107 31H104V32H101V31H99L98 30V28H99V26H101L100 24V22L102 21V20H104ZM179 17H177V19H178ZM181 18H182V16H181ZM214 19H215V17H213ZM264 18V17H263ZM263 18H260L261 20L263 19ZM190 19V18H189ZM210 19V18H209ZM218 19V18H217ZM221 19V18H220ZM222 19H223V17H222ZM234 19V18H233ZM233 19H232V21H233ZM238 19V18H237ZM259 19V20H260ZM3 20V19H2ZM122 20V19H121ZM173 20V19H172ZM175 20H176V18H175ZM197 20V19H196ZM207 20V19H206ZM205 20V21H206ZM235 20V19H234ZM260 20V21H261ZM29 21H30V19H29ZM116 21V22H115ZM178 21V20H177ZM188 21V20H187ZM200 21V20H199ZM210 22L209 23H211V21H212V18L209 20ZM218 21V20H217ZM226 21H228V20H226ZM225 21V23H227ZM253 21V20H252ZM251 21V22H252ZM5 23L6 24V26H8V23H6L4 20L2 21V23ZM8 22H9V20H8ZM12 22V21H11ZM12 22V23H13ZM104 22V21H103ZM175 22V21H174ZM201 22V21H200ZM208 22V21H207ZM220 22V21H219ZM250 22V23H251ZM262 22H263V20H262ZM10 23V22H9ZM12 23H11V25H12ZM31 23V22H30ZM100 23V24H99ZM105 23V25H108L109 23H111V22H109L108 24H106V22H104ZM216 23V22H215ZM257 23V22H256ZM25 24H27L29 27H27ZM120 25H121V23H119ZM179 24H180V22H179ZM181 24V25H182ZM188 24V23H187ZM195 24H198V23H195ZM194 24V25H195ZM219 24V23H218ZM223 24V23H222ZM228 24V23H227ZM253 24V23H252ZM259 24H260V22H259ZM258 24V25H259ZM10 25V26H11ZM183 25H182V27H183ZM192 25H193V23H192ZM191 25V26H192ZM235 25V24H234ZM233 25V26H234ZM238 25V24H237ZM110 26V25H109ZM122 26H123V24H122ZM121 26V27H122ZM196 26V25H195ZM206 26V25H205ZM214 26V25H213ZM219 26V25H218ZM225 26V25H224ZM238 26H240V25H238ZM238 26H234V27H238ZM248 26H250V25H248ZM261 28H262V23H261ZM259 26V27H260ZM264 26V25H263ZM11 27H13V26H11ZM10 27V29H11V31H12V28ZM44 27V28H43ZM105 27V26H104ZM107 27V26H106ZM181 27V28H182ZM194 27V26H193ZM192 27V28H193ZM198 27H199V25H198ZM223 27V26H222ZM231 27H232V25H231ZM22 28V27H21ZM101 28V27H100ZM99 28V29H100ZM225 28H227L226 26L224 27V29ZM247 28V27H246ZM44 29V30H43ZM103 29H105V28H103ZM190 29H191V27H190ZM195 29H197L196 27H195ZM207 29H208V27H207ZM135 30L136 31H138V30H145V31H150V34L148 35V36H146V35H143L142 33V35L143 36H146V37H139V38H137V37H135V36H133V33L135 32ZM218 30H219V32L218 33H220V29L218 28ZM222 30V29H221ZM41 31V32H42ZM203 31V30H202ZM209 31H211V30H209ZM212 31H213V28H212ZM231 31H233V30H231ZM264 31V28H262V31L261 32H263ZM13 32V31H12ZM15 32H17V31H15ZM192 32V31H191ZM198 33L196 34L197 35V40H196V44L198 45V48H200V47H202L203 45H205V44H209L210 42H214L215 41V38L213 37V36H209V34H211V33H209L208 35H206V34H203V33H201L200 31H197ZM208 32V31H207ZM214 32V31H213ZM216 32V31H215ZM227 33H229L228 31H226ZM235 32V31H234ZM5 33V32H4ZM7 33V32H6ZM18 33V32H17ZM138 33H140V32H138ZM238 33V32H237ZM240 33H241V31H240ZM264 33V32H263ZM135 34V33H134ZM137 34V33H136ZM146 34V33H145ZM215 34V33H214ZM5 35V34H4ZM8 35V34H7ZM9 35H11V34H9ZM193 35V34H192ZM221 35V34H220ZM259 35H261L260 34V31L258 30V27L256 26V25H254V26H250L249 28H247L246 30H245V32H244V34H243V36H244V38H247V39H249V40H255L254 38H258V36ZM263 35V34H262ZM141 36V35H140ZM219 36V35H218ZM225 36V35H224ZM238 36V34H236V38H239V37H237ZM6 37V36H5ZM9 37V36H8ZM11 37V36H10ZM16 37V36H15ZM23 37V36H22ZM172 37V36H171ZM192 37V36H191ZM222 37V36H221ZM232 37V36H231ZM230 37V38H231ZM242 37V36H241ZM264 37V36H263ZM243 38V39H244ZM13 39V38H12ZM30 39H32V38H30ZM193 38H191V40H192ZM196 39V38H195ZM194 39V40H195ZM221 39V38H220ZM242 39V40H243ZM260 39V38H259ZM10 40V39H9ZM122 40H127V41H131L132 43L130 44V46L129 47H120L119 45H117V41H122ZM168 41H169V39H167ZM231 40H232V38H231ZM239 41H241L240 39H238ZM258 40V39H257ZM263 40H264V38H263ZM262 40V41H263ZM14 41V40H13ZM38 40H36V42H37ZM126 41V42H127ZM193 41V40H192ZM229 41V40H228ZM128 42V43H129ZM221 42V41H220ZM225 42V41H224ZM235 42V41H234ZM253 42V41H252ZM257 42V41H256ZM169 43V42H168ZM241 43H242V41H241ZM4 44V43H3ZM34 44V43H33ZM32 44V45H33ZM119 44V43H118ZM122 44V43H121ZM170 44H171V42H170ZM216 44H218V42L216 43ZM215 44V45H216ZM227 44V43H226ZM237 44V43H236ZM256 44V43H255ZM258 44H259V42H258ZM258 44H257V46L256 45H254L253 44V47H252V49L250 48V46H247V45H244V46H247L246 47V49H251V50H249L250 52H253L254 54H255V56H256V58L258 59V61L259 62H264V44L262 45H260L259 47H258ZM124 45H126V44H124ZM238 45V44H237ZM82 46V45H81ZM167 46H168V44H167ZM185 46V45H184ZM200 46V47H199ZM208 46V45H207ZM214 46V45H213ZM240 46V45H239ZM22 47V46H21ZM85 47V46H84ZM170 47V46H169ZM52 49L53 48V51H52V54H50V51L48 50V49ZM89 48V49H90ZM172 48H170V51H172L171 49ZM211 48V47H210ZM213 49H214V47H212ZM237 48H238V46H237ZM239 48H242V46L241 47H239ZM16 49V48H15ZM82 49V48H81ZM197 49V48H196ZM204 49V48H203ZM229 49V48H228ZM232 49H234L235 50V48L233 47ZM23 50V49H22ZM85 50V49H84ZM175 50H177V49H175ZM199 50V49H198ZM202 50V49H201ZM223 50V49H222ZM169 51V52H170ZM179 51V50H178ZM186 51V50H185ZM200 51V50H199ZM241 51H243V49H241L240 50V52ZM11 52V51H10ZM80 52V51H79ZM78 52V53H79ZM173 52V51H172ZM177 52V51H176ZM233 52H235V51H233ZM237 52V51H236ZM77 53V54H78ZM239 53V52H238ZM243 53V52H242ZM80 54V53H79ZM112 54V53H111ZM244 54H245V52H244ZM90 55V54H89ZM101 55H103V54H101ZM149 55H152L153 57L152 58H154V62H153V64L152 63H150V64H147L146 63V58H147V56H149ZM185 55V54H184ZM193 55V54H192ZM192 55H190L191 57H192ZM197 55V54H196ZM196 55H194V57L196 56ZM201 55V54H200ZM9 56V55H8ZM26 56V57H25ZM113 56H114V54H113ZM182 56V55H181ZM187 56V55H186ZM189 56V55H188ZM198 56V55H197ZM83 57V56H82ZM98 57H99V55H98ZM105 56H103V58H104ZM107 57V56H106ZM109 57V56H108ZM205 57V56H204ZM203 57V58H204ZM254 57V56H253ZM252 57V58H253ZM119 58V57H118ZM183 58V57H182ZM189 58V57H188ZM202 58V57H201ZM201 58H199V59H201ZM67 59V60H66ZM106 59V58H105ZM125 59V58H124ZM127 59H129V58H127ZM255 59V58H254ZM256 59V60H257ZM9 60V59H8ZM99 60V59H98ZM103 60V59H102ZM122 60V59H121ZM126 60V59H125ZM150 60V59H149ZM163 60V62H165L164 64H165V66H163V69H161V66H160V64H161V61ZM184 60H186V59H182L181 61H184ZM188 60V59H187ZM190 60V59H189ZM188 60V61H189ZM11 61V60H10ZM9 61V62H10ZM32 61V60H31ZM75 61V60H74ZM73 61V62H74ZM107 61H110V60H108V58H107ZM124 61V60H123ZM253 61H255V60H253ZM13 62V61H12ZM24 62V61H23ZM149 62V61H148ZM187 62V61H186ZM30 63V62H29ZM85 63V62H84ZM7 64V63H6ZM6 64H4V65H6ZM94 64V63H93ZM175 64H177V62L175 63ZM191 64V63H190ZM244 64V63H243ZM257 64V63H256ZM17 65V64H16ZM28 67H29V65H28V62H27V64H26ZM80 65V64H79ZM163 65V64H162ZM182 65V64H181ZM180 65V66H181ZM178 66V65H177ZM187 66V65H186ZM242 66H246V64H244V65H242ZM249 66V65H248ZM262 66H264V64H262ZM97 67V66H96ZM176 67V66H175ZM179 67V66H178ZM178 67H176V68H178ZM194 67V66H193ZM201 67H202V65H201ZM86 68H89V67H86ZM93 68V67H92ZM196 68V67H195ZM197 68H199V67H197ZM248 69V67H245V69ZM89 69H91V68H89ZM97 69V68H96ZM193 69V68H192ZM201 69H203V68H201ZM249 69H250V67H249ZM255 69V68H254ZM262 69V68H261ZM70 70H72V71H70ZM92 70V69H91ZM95 70V69H94ZM174 70H175V68H174ZM173 70V71H174ZM195 70V69H194ZM199 70V69H198ZM104 71H106V70H104ZM171 71H172V69H171ZM237 71V70H236ZM26 72V71H25ZM163 72V73H162ZM164 72H166V73H164ZM170 72V71H169ZM192 72V71H191ZM203 72V71H202ZM208 72V71H207ZM250 72H251V70H250ZM189 73V72H188ZM195 73V72H194ZM244 73H246V72H244ZM108 73H106L105 75H107ZM115 74V73H114ZM174 74V73H173ZM172 74V75H173ZM178 74H179V72H178ZM190 74H192V73H190ZM196 74H198V72L196 73ZM195 74V75H196ZM203 73H201V75L200 76H203L202 75ZM252 74V73H251ZM30 75V74H29ZM72 75V74H71ZM86 75H88V74H86ZM86 75H85V77H86ZM90 75L91 74H89V77H90ZM102 75V74H101ZM104 75V76H105ZM109 75H110V73H109ZM171 75V76H172ZM184 75V74H183ZM246 75H248V70H247V74ZM108 76V75H107ZM118 76H119V74H118ZM174 76V75H173ZM172 76V77H173ZM180 76V75H179ZM187 76V75H186ZM189 76V75H188ZM187 76V77H188ZM197 76V75H196ZM89 77H87V78H89ZM99 77H100V75H99ZM102 77H103V75H102ZM111 77V76H110ZM185 77V76H184ZM183 77V78H184ZM212 77V76H211ZM214 77V76H213ZM237 77V76H236ZM239 77V76H238ZM242 77V76H241ZM46 78H45V80H46ZM80 78V77H79ZM97 78V77H96ZM101 78V77H100ZM99 78V79H100ZM104 78V77H103ZM108 78V77H107ZM112 78V77H111ZM110 78V79H111ZM114 78V77H113ZM117 78V77H116ZM121 78V77H120ZM157 78V77H156ZM158 78H160V77H158ZM162 78V77H161ZM165 78V77H164ZM169 78V77H168ZM190 78V77H189ZM194 78V77H193ZM231 78V77H230ZM254 78H255V81L256 82H261V83H263V85L262 86H264V69L263 70H257L255 73H254ZM39 79V78H38ZM60 79V80H61ZM67 79H69V78H67ZM85 79V78H84ZM98 79V78H97ZM122 79V78H121ZM171 79V78H170ZM177 79V78H176ZM190 79H192V77L190 78ZM76 80H78L77 78H76ZM91 80V79H90ZM120 80V79H119ZM156 80V79H155ZM159 80V79H158ZM162 81H163V79H161ZM164 80H166V82H167V79H164ZM174 79H172V81H173ZM188 80V79H187ZM252 80V79H251ZM65 81V80H64ZM82 81V80H81ZM85 81V80H84ZM103 82H104V80H102ZM154 81V80H153ZM153 81H151V82H153ZM157 81V80H156ZM196 81V80H195ZM229 81V80H228ZM228 81H226V82H228ZM62 82V81H61ZM98 82V81H97ZM149 82V81H148ZM171 82V81H170ZM180 82V81H179ZM198 82H200V80H198ZM241 82V81H240ZM31 83V82H30ZM43 83V82H42ZM41 83V84H42ZM47 83V82H46ZM65 83H67V82H65ZM157 83V82H156ZM155 83V84H156ZM160 84H161V82H159ZM172 83V82H171ZM171 83H169V84H171ZM229 83H233V81H230ZM239 83V82H238ZM252 83H253V81H252ZM261 83H259L258 85H260ZM56 84V83H55ZM61 85H62V83H60ZM150 84V83H149ZM154 84V83H153ZM152 84V85H153ZM164 84H165V82H164ZM167 85H168V83H166ZM191 84H193V83H191ZM197 84V83H196ZM254 84V83H253ZM78 85V84H77ZM83 85H85V84H83ZM90 86L92 85V84H89ZM94 85V84H93ZM108 85V84H107ZM163 85V84H162ZM166 85V86H167ZM248 85V84H247ZM257 85V86H258ZM69 86V85H68ZM75 86V85H74ZM73 86V87H74ZM87 87H88V85H86ZM150 86H151V84H150ZM180 86V85H179ZM204 86V85H203ZM233 86V85H232ZM239 86V85H238ZM244 86V85H243ZM242 86V87H243ZM253 86V85H252ZM66 87V86H65ZM92 87H94V86H92ZM152 87V86H151ZM198 87V86H197ZM211 87H213L212 85H211ZM216 87V86H215ZM226 87V86H225ZM248 87V86H247ZM256 87V86H255ZM259 87V86H258ZM60 88H61V86H60ZM69 88V87H68ZM135 89V90H137V93H136V95H135V97L132 95V96H130V94H129V92H128V90H130V89ZM152 88H155V87H152ZM157 88H158V85H157ZM163 88V87H162ZM161 88V89H162ZM166 88V87H165ZM174 88V87H173ZM246 88V87H245ZM249 88V87H248ZM54 89V88H53ZM52 89V90H53ZM71 89H72V87H71ZM75 89V88H74ZM113 89V88H112ZM167 89V88H166ZM197 89V88H196ZM203 89V88H202ZM207 89V88H206ZM58 90V89H57ZM64 90V89H63ZM73 90V89H72ZM82 90V89H81ZM81 90H78V91H81ZM95 90V89H94ZM151 90V89H150ZM153 90H155V89H153ZM168 90H169V88H168ZM216 89H214V88H210L209 89V91H208V95H210V93H211V95L210 96H216L217 95V93H216V91H215ZM225 91L223 92V94H228V95H230L231 96V91H232V89H231V87H226L225 89H224ZM56 91V90H55ZM66 91V90H65ZM156 91H157V89H156ZM159 91H160V89H159ZM194 91V90H193ZM204 91H205V89H204ZM222 91V90H221ZM234 91V90H233ZM244 91V90H243ZM249 91V90H248ZM252 91V90H251ZM63 92V91H62ZM61 92V93H62ZM67 92H68V90H67ZM73 92V91H72ZM95 92V91H94ZM114 92V91H113ZM118 92V91H117ZM119 92H121V91H119ZM149 92V91H148ZM151 92V91H150ZM165 92V91H164ZM175 92V91H174ZM186 92V91H185ZM195 92V91H194ZM193 92V93H194ZM201 92V91H200ZM206 92V91H205ZM204 92V93H205ZM259 92V91H258ZM69 93V92H68ZM71 93V92H70ZM74 93V92H73ZM79 94L80 93H82V92H78ZM78 93L76 92V94L78 95ZM192 92L190 93V94H193ZM254 93V92H253ZM261 93H262V90H261ZM58 94V93H57ZM64 94V93H63ZM99 94H100V92H99ZM115 94V93H114ZM132 94V93H131ZM148 94V93H147ZM146 94V95H147ZM159 93H157V95H158ZM189 94V93H188ZM187 94V95H188ZM195 94V93H194ZM194 94H193V97H194ZM198 94V93H197ZM197 94H195V95H197ZM202 94V93H201ZM246 95H247V93H245ZM97 95V94H96ZM102 95V94H101ZM100 95V96H101ZM113 95V94H112ZM151 95V94H150ZM176 95V94H175ZM203 95H205V94H203ZM220 95V94H219ZM249 95H250V93H249ZM260 95V96H259ZM258 95V98L257 99H255V100H253V99H249V102H246V104H245V102H244V100L242 101V102H244V105L241 107V112L243 111V112H245V113H249L250 115H251V121H252V123L253 124H259V122H260V120L261 119H264V96L263 95H261V94H259ZM76 96V95H75ZM85 96V95H84ZM154 95H153V92H152V97H153ZM255 96V98H256V95H254ZM253 96V97H254ZM119 97V96H118ZM151 97V98H152ZM177 97V96H176ZM192 97V98H193ZM211 97V98H212ZM218 97V96H217ZM223 97V96H222ZM238 97V96H237ZM245 97V96H244ZM62 98H64V97H62ZM72 98H74V94H73V97ZM72 98H70V100L72 99ZM83 98V97H82ZM147 98V97H146ZM156 99H157V97H155ZM186 98V97H185ZM196 98V96L193 98V99H195ZM252 98V97H251ZM81 99V98H80ZM104 99V98H103ZM108 99H109V97H108ZM111 99V101H112V98H110ZM119 99V98H118ZM182 98H179L178 100L179 101H181L180 103H182V101L183 100H181ZM197 99H198V96H197ZM210 99V98H209ZM221 99V98H220ZM223 99V98H222ZM229 99V98H228ZM234 99V98H233ZM244 99V98H243ZM75 100V99H74ZM114 100V99H113ZM170 100V99H169ZM212 100V99H211ZM218 100H219V98H218ZM227 100V99H226ZM231 100V99H230ZM235 100H237L238 101V99L237 98H235ZM240 100V99H239ZM246 100H247V97H246ZM58 101V100H57ZM77 101H78V99H77ZM119 101V100H118ZM177 101V100H176ZM187 101H188V99H187ZM199 101V100H198ZM231 101H234V100H231ZM230 101V102H231ZM107 102V101H106ZM164 102H165V100H164ZM228 102H229V100H228ZM229 102V103H230ZM235 102V101H234ZM198 102L196 101V100H192L191 102H189L188 101V103H186V104H191L192 106H193V108H194V105H196ZM206 103H207V101H206ZM223 103H225V102H223ZM63 104V103H62ZM113 104V103H112ZM128 104H130V103H128ZM171 104L172 103H170L169 105L171 106ZM179 104V103H178ZM203 104H204V102H203ZM202 104V105H203ZM210 104H212V103H210ZM218 104V103H217ZM237 104V103H236ZM111 105V104H110ZM165 105H166V103H165ZM175 105H177V104H175ZM202 105H200L199 107H201ZM235 104H232V106H234ZM67 106V105H66ZM108 106V105H107ZM114 106H116V105H113V107ZM131 106H133V105H131ZM138 106V105H137ZM160 106V105H159ZM173 106H174V104H173ZM180 106V105H179ZM206 106V105H205ZM228 106H230V104L228 105ZM228 106L226 105L224 108H228ZM86 107V106H85ZM110 107V106H109ZM107 108L108 110L109 109H111V108ZM144 107H146V106H144ZM165 107V106H164ZM196 107V106H195ZM209 107V106H208ZM213 107V106H212ZM216 107V106H215ZM220 107V106H219ZM222 107V108H223ZM240 107V106H239ZM63 108V107H62ZM68 108V107H67ZM66 108V109H67ZM84 108V107H83ZM122 108V107H121ZM184 108V107H183ZM204 108V107H203ZM222 108H220V109H222ZM227 108L225 109V110H227ZM234 108H236V107H234ZM60 109V108H59ZM93 109V108H92ZM134 109V108H133ZM137 109V108H136ZM142 109V108H141ZM167 109V108H166ZM177 109H180V108H177ZM191 109V108H190ZM201 109V108H200ZM205 109V108H204ZM203 109V110H204ZM207 109V108H206ZM209 109V108H208ZM216 109V108H215ZM219 109V108H218ZM218 109H216L217 110V112H219L218 111ZM230 109V108H229ZM233 109V108H232ZM74 110V107H73V105H71L70 106V110H69V112H71V111H73ZM119 110V109H118ZM150 110V109H149ZM183 110V109H182ZM193 110V109H192ZM197 110V109H196ZM214 110V109H213ZM225 110L223 109V111L225 112ZM62 111H64V110H62ZM90 111H92V110H90ZM107 111V110H106ZM111 111V110H110ZM113 111H115V109L113 110ZM143 111H145V108H144V110ZM162 111V110H161ZM165 111V110H164ZM194 112H195V110H193ZM192 111V112H193ZM199 111V110H198ZM229 110H227L226 112H228ZM232 111V110H231ZM58 112V111H57ZM87 112V111H86ZM94 112V111H93ZM92 112V113H93ZM130 112V111H129ZM142 112V111H141ZM202 112H205V111H202ZM221 112V111H220ZM242 112V113H243ZM132 113V112H131ZM130 113V114H131ZM180 113V112H179ZM188 113V112H187ZM187 113H186V117L184 116H182V117H180V118H182V123L183 124H185L186 125V123L184 122V121H186V120H188L187 118H189V115H187ZM191 113V112H190ZM237 113V112H236ZM241 113V114H242ZM57 114V113H56ZM65 114V113H64ZM69 114V113H68ZM71 114V113H70ZM89 114V113H88ZM101 114V113H100ZM110 116H111V118H113L112 116V112H110V113H108ZM114 114V113H113ZM162 114V113H161ZM194 114V113H193ZM192 114V115H193ZM197 114L198 115H200L199 113H195V115H196V117H197ZM228 115L230 114V113H227ZM240 114V115H241ZM30 115V114H29ZM75 115V114H74ZM165 115H166V113H165ZM168 115H169V113H168ZM181 115V114H180ZM191 115V116H192ZM217 115H220V114H216V116H214V117H218ZM239 115V116H240ZM57 116V115H56ZM77 116V115H76ZM105 116V115H104ZM117 116H119V115H117ZM131 115H129V117H130ZM194 116V115H193ZM203 116V115H202ZM204 116H206L205 114H204ZM224 116V113L222 114V117ZM115 117V116H114ZM128 117V116H127ZM142 117V116H141ZM140 117V118H141ZM147 117H148V115L145 117L146 119H147ZM163 117V116H162ZM176 117V116H175ZM221 117V116H220ZM225 117V116H224ZM229 117V116H228ZM231 117V116H230ZM237 117V116H236ZM244 117L246 118V116L244 115ZM244 117H242L241 116V118L243 119ZM248 117V116H247ZM61 118V117H60ZM76 118V117H75ZM78 118V117H77ZM76 118V119H77ZM143 118V117H142ZM141 118V119H142ZM149 118V117H148ZM155 118V117H154ZM169 120H170V115H169ZM192 117H190V119H191ZM205 118H207V117H205ZM211 118V117H210ZM226 118V117H225ZM224 118V119H225ZM245 118H244V120H245ZM250 118V117H249ZM248 118V119H249ZM19 119H21V118H19ZM64 119V118H63ZM92 119V118H91ZM114 119V118H113ZM113 119H111V120H113ZM119 119V118H118ZM122 119V118H121ZM134 119V118H133ZM146 119H144V121H143V124H145V121H146ZM153 118H151V120H152ZM162 119V118H161ZM167 119V118H166ZM175 119V118H174ZM183 119H186V120H183ZM189 119V120H190ZM196 119V118H195ZM200 119V118H199ZM211 119H213V120H215L216 122H218V123H220L219 122V120L217 119H215V118H211ZM224 119L222 118V120L223 121H221V122H223L224 123ZM236 118H234V120H235ZM239 119V118H238ZM241 119V120H242ZM61 120V119H60ZM106 120V119H105ZM116 120V119H115ZM124 119H122L121 121H123ZM164 120V119H163ZM192 120V119H191ZM203 120H204V118H203ZM206 120V119H205ZM207 120H208V118H207ZM230 120V119H229ZM231 120H233V119H231ZM11 121V120H10ZM26 121H27V119H26ZM63 121V120H62ZM74 120H72L71 122H68V124L66 123V125L65 126H63V125H58L57 124V127H56V129L57 130H63L64 131V137H63V139H62V142L63 143H65V144H68V143H72L74 140V138H75V133H76V127H75V122H73ZM75 121H77V120H75ZM107 121V120H106ZM114 121V120H113ZM120 121V120H119ZM127 121V120H126ZM148 121V120H147ZM175 121V120H174ZM180 121V120H179ZM193 121V120H192ZM201 122H202V119L200 120ZM210 121V120H209ZM209 121H207V122H209ZM225 121H227V120H225ZM240 121V120H239ZM245 121H247V119L245 120ZM27 122H29V121H27ZM124 123H125V121H123ZM122 122V123H123ZM128 122V121H127ZM135 122V121H134ZM141 122H142V120H141ZM149 122V121H148ZM167 122H168V119H167ZM177 122V124L174 122V124H176L175 126L173 125V124H171L173 127H171V128H173L172 130H174L175 128L177 129V131L178 130H181L182 129V123H181V125H180V123L178 122V120L176 121ZM191 122V121H190ZM205 122V121H204ZM203 122V123H204ZM214 122V121H213ZM230 122L231 121H229V125H230ZM235 122V121H234ZM234 122L232 123V124H234ZM261 122H264V120L263 121H261ZM10 123V122H9ZM93 123V122H92ZM133 123V122H132ZM152 123V122H151ZM155 123V122H154ZM154 123H152V125L154 126ZM160 123V122H159ZM171 123V122H170ZM187 123H189V122H187ZM226 123V122H225ZM225 123L223 124L224 125V129L226 130L227 128H228V124H227V127H226V125H225ZM242 123H243V121H242ZM241 123V128H242V130H244V129H246V133H245V131H243V134L241 135V139L243 140V143L245 142H248L249 140V136L247 137L246 135H247V131H249V133H250V130L252 129V128H249V129H247V128H245L246 126H245V123L244 124H242ZM13 124V123H12ZM26 124V123H25ZM78 124H81L80 122H79V120H78ZM114 124V123H113ZM118 124H119V122H118ZM128 124V123H127ZM162 124V123H161ZM161 124L159 125V126H161ZM247 124V123H246ZM252 124V125H253ZM20 125V124H19ZM32 125V124H31ZM89 125V124H88ZM123 125H125V124H123ZM138 125V124H137ZM147 125V124H146ZM156 125V124H155ZM169 124H166L165 126H168ZM190 126H188L187 128L189 129V127L191 128V127H194L195 128V125H193V126H191L192 124H189ZM198 125V124H197ZM199 125H200V123H199ZM204 125V124H203ZM205 125H208V127H209V124H206L205 123ZM211 125L212 126H210V129H212L214 126V124H212L211 123ZM217 125V124H216ZM215 125V126H216ZM243 125L245 126L244 127V129H243ZM250 125V124H249ZM263 125V127H264V124H262ZM262 125H260V127L262 126ZM11 126V125H10ZM78 126V125H77ZM135 126V125H134ZM158 126V127H159ZM164 126V127H165ZM200 126H202V124L200 125ZM220 126H222V123L220 124ZM232 126H234V125H231V127H230V130H232L233 128H232ZM236 126H237V124H236ZM238 126H240V125H238ZM254 126H257V125H254ZM14 127V126H13ZM13 127H12V129H13ZM16 127H17V125H16ZM52 127V126H51ZM55 127V126H54ZM78 127H80V126H78ZM91 127V126H90ZM93 127V126H92ZM136 127H138V126H136ZM139 127H140V125H139ZM145 127V126H144ZM162 127V126H161ZM170 127V126H169ZM168 127V128H169ZM205 128V126H202V128ZM248 127V126H247ZM253 127V126H252ZM10 128V127H9ZM25 128H27L26 126H25ZM82 128V127H81ZM132 128V127H131ZM146 128V127H145ZM147 128H148V126H147ZM156 128V127H155ZM160 128V127H159ZM184 128H186L185 126H184ZM217 128H219L218 126H217ZM217 128H216V130H217ZM232 128V129H231ZM240 128V127H239ZM241 128H240V130H241ZM257 128H258V126H257ZM18 129V128H17ZM20 129V128H19ZM22 129V128H21ZM23 129H24V127H23ZM38 129V128H37ZM89 127H88V131H89ZM123 129V128H122ZM127 129H129V127L127 128ZM138 129V128H137ZM136 129V132L138 131ZM141 129V128H140ZM153 129V128H152ZM167 129V128H166ZM187 129V130H188ZM192 130H193V128H191ZM190 129V130H191ZM198 129H200V128H198ZM207 127H206V129H204V131H202V133H204L205 132V130H206V134L209 136V134H208V132H207ZM210 129H208V130H210ZM214 129V128H213ZM235 129V135L233 134V131L231 132L235 137H236V134H239V132H240V130L238 131V133H236V127L234 128ZM56 130V131H57ZM79 130V129H78ZM106 130V129H105ZM132 130H133V128H132ZM142 130V129H141ZM145 130H147V129H145ZM170 130V129H169ZM172 130H170V132L169 131H166L165 132V134H164V132H163V135L164 136H162L163 138H166V140L168 139V138H170V140L172 141V140H175L176 142H175V147H174V149L172 150L171 149V152L170 151H168V153L166 154V156L168 157L167 159H168V161H169V157H170V160H171V157H173L174 156V153H175V148L176 147H178L177 146V140H178V138L180 137V134H179V137H177L176 136V134L173 136V137H175L174 139H172V133H173V131ZM184 130L185 129H183V132H184ZM190 130H189V132H190ZM197 130V128H195V130H193V131H196ZM202 130V129H201ZM200 130V131H201ZM221 130H223V127H222V129ZM44 131H48V130H44ZM43 131V132H44ZM55 131V132H56ZM130 131V130H129ZM151 130H149V132H150ZM156 131V130H155ZM161 131V130H160ZM164 131V130H163ZM172 131V132H171ZM192 131V133H194ZM220 131V130H219ZM224 131V130H223ZM24 132V131H23ZM50 132H51V130H50ZM61 132V131H60ZM78 132V131H77ZM95 132V131H94ZM101 132V131H100ZM126 132H128V131H126ZM133 132V131H132ZM153 132V131H152ZM156 132H159V131H156ZM182 133V130L181 131H178L177 133ZM197 132H198V130H197ZM211 132V131H210ZM214 132V131H213ZM220 132H222V131H220ZM229 131H227L226 132V134L228 133ZM26 133V132H25ZM58 133V132H57ZM89 133V132H88ZM97 133V132H96ZM104 133V132H103ZM151 133V132H150ZM162 133V132H161ZM176 133V132H175ZM185 133H186V131H185ZM188 133V132H187ZM184 134V135H190V134ZM199 133V132H198ZM217 133V132H216ZM219 133V132H218ZM246 135H245V134ZM256 133V132H255ZM12 134V133H11ZM44 134V133H43ZM78 134V133H77ZM140 133H138L137 135H133V137H130L129 138V140H131V139H135V140H138L139 141V139L138 138H140V136L141 135H143V134H141V135H139ZM201 134V133H200ZM200 134H197V136L199 135L200 136ZM213 134H215V133H213ZM220 135H221V137L223 136L224 137V132H223V134L222 133H219ZM228 134H230V133H228ZM258 134V133H257ZM3 135V134H2ZM22 135V134H21ZM59 135V134H58ZM84 135V134H83ZM99 135V134H98ZM130 135V134H129ZM128 135V136H129ZM153 135V134H152ZM155 135H156V133H155ZM181 135H183V133L181 134ZM202 135H204V134H202ZM207 135H205V136H207ZM220 135H217V136H220ZM245 135V136H244ZM45 136V135H44ZM53 136V135H52ZM79 136V135H78ZM97 136V135H96ZM128 136H127V134H125V132H124V130H118V131H115L114 132V134H113V139H114V141L116 142V143H118V144H121V141H125V140H128L127 138H128ZM196 136V133H195V137H197ZM207 136V137H208ZM238 136V135H237ZM242 136H244V138H248V139H246V140H244V138H242ZM32 137H35V138H33V139H31ZM38 137H40V135H38V134H31L30 133V135H26V136H24L23 137V139H22V142L24 141V143L25 144H27V146L28 147H30V146H33L34 145V143L35 142H33L32 143V141H34L35 139H37ZM82 137V136H81ZM103 137V136H102ZM105 137V136H104ZM107 137H109V135L107 136ZM194 137V138H195ZM214 137V136H213ZM213 137H212V139H213ZM221 137H218V138H221ZM222 137V138H223ZM228 137V136H227ZM231 137V136H230ZM233 137V136H232ZM235 137H234V139H235ZM239 137L240 136H238V139H239ZM86 138V137H85ZM84 138V139H85ZM88 138V137H87ZM94 138V137H93ZM159 138V137H158ZM161 138V137H160ZM181 138V137H180ZM182 138H184L183 136H182ZM181 138V140H183L182 141V143L184 144V146H182V147H178L179 149L181 148H185V146H186V143L184 142V139H182ZM191 138V137H190ZM189 138V139H190ZM193 138V137H192ZM191 138V139H192ZM205 137H203L202 138V140L204 139ZM229 138V137H228ZM45 139V138H44ZM53 139V138H52ZM95 139V138H94ZM141 139H142V137H141ZM186 139H187V137H186ZM200 139H201V137H200ZM223 139H225L226 140V138L224 137ZM222 139V140H223ZM240 139V140H241ZM3 140V139H2ZM50 140V139H49ZM58 140V139H57ZM78 140H80V139H78ZM162 141L164 140V139H161ZM193 140H196V139H192V141ZM199 140V139H198ZM201 140V141H202ZM207 140V139H206ZM209 140H211V139H209ZM214 140V139H213ZM212 140V141H213ZM219 140V139H218ZM221 140V141H222ZM225 140H223L224 142H228V140L227 141H225ZM250 140H252V138L250 139ZM41 141V140H40ZM81 141V140H80ZM86 141V140H85ZM96 141V140H95ZM98 141V140H97ZM102 141V140H101ZM169 141V140H168ZM171 141L170 142H168V143H171ZM191 141V140H190ZM197 141V140H196ZM215 141L217 142V140H214L213 141V144L215 145ZM220 141V142H221ZM230 141V140H229ZM239 141V140H238ZM38 142V141H37ZM45 142V141H44ZM52 142V141H51ZM51 142H49V143H51ZM161 142V141H160ZM167 142V141H166ZM186 142H189V141H186ZM203 142H205V140L204 141H202V143ZM256 142V141H255ZM48 143V142H47ZM53 143H55V141L53 140ZM53 143H52V145H53ZM99 143V142H98ZM135 143V142H134ZM142 143H145V142H142ZM174 143V142H173ZM189 143H191V142H189ZM199 143L200 144V140H199V142L197 141V142H195V145H197V144ZM201 143V144H202ZM206 143H208V142H206ZM206 143H204V144H206ZM210 143H212V142H210ZM231 143V142H230ZM252 143L253 142H251V145H252ZM73 144V143H72ZM100 144V143H99ZM128 144H130L129 142H128ZM161 144H163V143H161ZM160 143H159V145H161ZM182 144V145H183ZM193 143H191L190 145H192ZM221 144V143H220ZM219 144V145H220ZM226 144H228V143H226ZM257 143H255V145H256ZM37 145V144H36ZM38 145H39V143H38ZM37 145V146H38ZM57 145V144H56ZM77 145V144H76ZM140 145H141V143H140ZM143 145V144H142ZM146 145V144H145ZM172 145V144H171ZM178 145L180 146V141H178ZM190 145H187V146H189L190 147ZM195 145H193V146H195ZM208 145H209V143H208ZM212 145V144H211ZM210 145V147H212ZM218 145V147H220ZM222 145H223V143H222ZM225 145V144H224ZM223 145V146H224ZM230 145V144H229ZM228 145V146H229ZM232 145H233V143H232ZM246 145H248L249 146V143L248 144H246ZM255 145H253L252 147L254 148V149H252L253 151L254 150H256V147H255ZM8 146H9V142L7 141V140H3V141H1L0 142V164H3V162H8V161H10V156L11 155H9V149H8ZM15 146V145H14ZM42 146V145H41ZM44 146V145H43ZM49 146V145H48ZM58 146V145H57ZM66 146V145H65ZM99 146V145H98ZM103 146V145H102ZM111 146V145H110ZM119 146V145H118ZM166 146H167V143H166ZM165 146V148H167ZM187 146H186V148H187ZM193 146H191V147H193ZM199 146H203V145H199ZM197 147L196 149H197V151H198V148L200 149V147ZM227 146V147H228ZM245 146V145H244ZM247 146V147H248ZM27 147V148H28ZM46 147V146H45ZM54 147V146H53ZM61 147V146H60ZM93 147V146H92ZM138 147V146H137ZM168 147H169V145H168ZM171 147V146H170ZM204 148L203 149H205L206 148V146H203ZM208 147V146H207ZM214 147V146H213ZM217 147V148H218ZM227 147H226V149H227ZM237 147V146H236ZM235 147V148H236ZM251 147V146H250ZM16 148V147H15ZM55 148V147H54ZM64 148V147H63ZM71 148H72V146H71ZM114 148H115V146H114ZM119 148H120V146H119ZM122 148V147H121ZM141 148V147H140ZM148 148V147H147ZM232 148H233V146H232ZM239 148V147H238ZM246 148V147H245ZM259 148V147H258ZM264 148V147H263ZM48 149V148H47ZM53 149V148H52ZM60 149V148H59ZM62 149V148H61ZM64 149H66V148H64ZM69 148H67V150H68ZM102 149V148H101ZM127 149V148H126ZM135 149V148H134ZM151 149H152V147H151ZM170 149V148H169ZM189 149H192V148H188V150ZM202 149V150H203ZM206 149H208V148H206ZM206 149H205V152H207L206 151ZM231 149V148H230ZM16 150V149H15ZM22 150V149H21ZM24 150V149H23ZM30 150V149H29ZM44 150V149H43ZM49 150V149H48ZM89 150V149H88ZM120 150V149H119ZM118 150V153H116V154H113L112 155V159H113V157L115 158L116 156H119L120 154L122 155V153L123 152H120ZM149 150V149H148ZM168 150V149H167ZM177 150V149H176ZM186 150V149H185ZM194 150V149H193ZM202 150H200V152L203 154V152H202ZM228 150V149H227ZM246 150V149H245ZM263 150V149H262ZM10 151H12V150H10ZM19 151V150H18ZM39 151V150H38ZM45 151H47L46 149H45ZM50 151V150H49ZM56 151V150H55ZM105 151V150H104ZM122 151H124L123 149H122ZM144 151V150H143ZM151 151V150H150ZM149 151V152H150ZM153 151V150H152ZM151 151V152H152ZM157 152H158V150H156ZM163 151V150H162ZM166 151V150H165ZM177 151H180V150H177ZM214 152H215V150H213ZM212 151V152H213ZM217 151V150H216ZM226 151V150H225ZM234 151H236L235 149H234ZM259 151H261L260 149H259ZM15 152V151H14ZM24 152V151H23ZM37 152V151H36ZM59 152V151H58ZM58 152H56V153H58ZM61 152V151H60ZM70 152V151H69ZM132 152V151H131ZM139 152H140V149H139ZM148 152V153H149ZM150 152V153H151ZM181 152L182 151H180L179 153L181 154ZM189 152V151H188ZM192 151H190V153H191ZM194 152V151H193ZM218 152V151H217ZM220 152H221V150H220ZM230 152V151H229ZM232 152V151H231ZM256 152V151H255ZM262 152H264V151H262ZM17 153V152H16ZM32 153V152H31ZM30 153V155H32ZM63 153V152H62ZM98 153H99V151H98ZM147 153V154H148ZM184 153V152H183ZM210 153V152H209ZM233 153V152H232ZM231 153V154H232ZM245 153H247V150L245 151ZM245 153H243V154H241L242 156H244L245 157ZM12 154V153H11ZM15 154V153H14ZM18 154V153H17ZM28 154V153H27ZM39 156H38V158L41 156V158H44V155H46L43 151H41L40 150V152H39ZM47 154H49V153H47ZM52 154V153H51ZM60 154V153H59ZM89 154V153H88ZM87 154V155H88ZM185 154V153H184ZM193 154V153H192ZM200 154V153H199ZM198 153H197V155H199ZM206 154H208V153H206ZM215 153H213V155H214ZM229 154V156H232L230 153H228ZM233 154H235V153H233ZM248 154H250V153H248ZM253 154H255V153H253ZM264 154V153H263ZM19 155H21L20 153H19ZM38 155V154H37ZM56 155V154H55ZM63 155V154H62ZM61 155V156H62ZM90 155V154H89ZM94 155V154H93ZM120 155V156H121ZM153 155H154V153H153ZM158 155V154H157ZM162 156H163V154H161ZM176 155H178L177 153H176ZM183 155V154H182ZM182 155H180V156H182ZM197 155H195V156H197ZM205 155V154H204ZM203 155V157L204 158H201V157H198V158H200V159H204L203 161H205V156ZM212 155V153H210V155H209V157ZM212 155V156H213ZM247 155V154H246ZM256 155V154H255ZM259 155V153H257V155H256V158L257 157H260V156H258ZM51 156V155H50ZM60 156V157H61ZM94 156H96V155H94ZM132 154L130 153V152H128V153H124L123 155H122V157L123 158H125L126 160H128V161H130V160H132L133 158H132ZM144 156H146V155H144ZM151 156V155H150ZM180 156L179 157H177L178 159L180 158ZM186 156H188V157H186V158H188V160H191L193 157H192V155L190 154V156H191V158L189 157V154L188 155H186ZM211 156V157H212ZM219 156H220V154H219ZM224 156V155H223ZM234 156H236V155H234ZM18 156H16V158H17ZM21 157V156H20ZM31 157V156H30ZM33 157V156H32ZM34 157H35V155H34ZM46 157V156H45ZM49 157V156H48ZM56 157V156H55ZM59 157V158H60ZM68 157V156H67ZM86 157V156H85ZM89 157H92V156H89ZM88 157V158H89ZM155 157V156H154ZM153 157V159H155ZM216 157V155H214V158ZM250 156H248V157H245V158H249ZM88 158H86V159H88ZM99 158V157H98ZM150 158V157H149ZM183 158L184 159H186L185 158V156L183 155L182 156V158H181V160H183ZM217 158V157H216ZM237 158V159H236ZM240 158H242L241 156H239L238 155V157L236 156L234 159H235V161H233L232 159L230 160L232 163H234V164H238L239 162H241L243 159H240ZM250 158H252V157H250ZM35 159V158H34ZM54 160H55V158H53ZM97 159V158H96ZM141 159H142V157H141ZM145 159H147V157L145 158ZM162 159H166V157H161V158H157L156 159V161L154 160V162L151 164V166H148L147 164H149V163H141V161L142 162H144L143 161V159L141 160V161H139L138 163V168H139V172H141V174L143 175V176H147V175H149L150 173H151V171H153V169H156V168H159L158 166H160V165H158L160 162L162 163ZM197 159V158H196ZM223 159H225V158H223L222 157V163L224 162L223 161ZM238 159H240L239 160V162L238 163H235V162H237L238 161ZM13 160H15L16 161V159H13ZM22 160H24V157H23V159ZM27 160V159H26ZM39 160V159H38ZM45 160V159H44ZM59 160V159H58ZM66 160H68V159H66ZM100 160V159H99ZM98 160V161H99ZM111 160V159H110ZM139 160V159H138ZM162 160V161H161ZM173 160H175L176 161V163H177V159H175L174 157H173ZM187 159H186V161L184 160V163H185V166H189L188 168L187 167H185V169L184 170H187L186 171V173H188V174H190V172H192V170H193V168H196L197 169V167H198V165L200 166V164H198V165H196V162L195 161H193V162H195L194 164L196 165V167L194 166V167H192V169H189L190 168V165L188 164V163H190L189 161H188ZM195 160V159H194ZM211 160V159H210ZM210 160L207 162V161H205V162H207L208 163V165H210L211 166V163H209L210 162ZM212 160H213V157H212ZM215 161H220L221 160V156H220V158L218 159V160H216V159H214ZM226 160H228L227 162H226ZM225 160V165H230L228 162H229V159H228V157H227V159ZM237 160V161H236ZM36 161V160H35ZM41 161V160H40ZM62 161V160H61ZM61 161H60V163H61ZM86 162H87V160H85ZM97 161V160H96ZM117 161V160H116ZM147 161V160H146ZM152 161V160H151ZM166 161V160H165ZM178 161H180V160H178ZM188 161V165H186V162ZM200 162H202V160H199ZM39 162V161H38ZM68 161H65V162H63V163H67ZM103 162V161H102ZM136 162V161H135ZM148 162V161H147ZM192 162V161H191ZM212 162V161H211ZM28 163V162H27ZM42 163V162H41ZM69 163V162H68ZM94 163V162H93ZM96 163V162H95ZM111 163V162H110ZM113 163H115V162H113ZM182 163V162H181ZM199 163V162H198ZM206 163V164H207ZM218 163V162H217ZM222 163H220V164H222ZM227 163V164H226ZM243 163V162H242ZM34 164V163H33ZM39 164V163H38ZM64 164V165H65ZM69 164H71V163H69ZM88 164V163H87ZM90 164V163H89ZM88 164V165H89ZM134 164V163H133ZM169 164V163H168ZM171 164H172V162H170V168H173V166L175 167V164L173 165V166H171ZM183 164V163H182ZM192 164V163H191ZM204 164V163H203ZM216 164V163H215ZM234 164H231V165H234ZM244 164V163H243ZM136 165V164H135ZM178 165H180V164H178ZM193 165V164H192ZM202 165V164H201ZM208 165H206V166H208ZM212 165H213V163H212ZM239 165L241 166V167H239ZM239 165H238V170H240L241 169V171L243 172V170H245L244 168L246 167L245 165H244V167H243V170H242V164H240L239 163ZM90 166V165H89ZM163 166V165H162ZM202 166H205V164L204 165H202ZM202 166H200V167H198V170H200V168H201V170H200V172H196V173H200V174H202L201 176H203L204 174L203 173H201V171H202V169H204V167H202ZM205 166V167H206ZM217 167H216V169H220V167H218V165H216ZM234 166H237V165H234ZM68 167V166H67ZM91 167V166H90ZM161 167V166H160ZM180 167H182V166H180ZM1 168H2V166H1ZM30 167H28V169H29ZM86 168V167H85ZM130 168V170H131V167H129ZM129 168H128V170H129ZM176 168H179V167H177V165H176V167L174 168V169H176ZM182 168H184V164H183V167ZM212 168V167H211ZM214 168V169H213ZM213 170H216L215 169V166L213 165ZM224 168H226V167H224ZM33 169V168H32ZM73 169V168H72ZM161 169V168H160ZM173 169V170H174ZM180 169L181 168H179V172H175V173H180ZM195 169V170H196ZM210 168H208V169H206V170H209ZM212 169H210L211 171H212V173H214V171L212 170ZM229 169V168H228ZM228 169H226L227 170V180L226 179H224L225 180V182L227 181V183H229L231 180H230V175H232L233 174V172H232V174L230 173V174H228V171H230V170H228ZM247 169V168H246ZM249 169V168H248ZM61 170H63L62 168H61ZM67 170V169H66ZM124 170V169H123ZM157 170V169H156ZM155 170V171H156ZM168 171H169V166H168V169H167ZM172 170V169H171ZM177 170V169H176ZM194 170V171H195ZM198 170H196V171H198ZM205 170V171H206ZM221 170H222V168L220 169V171L219 172H221ZM225 170V169H224ZM251 170V169H250ZM250 170H248L247 172L249 173V171ZM254 170H257V168L256 169H253V171ZM31 171H33V170H31ZM35 171V170H34ZM122 171V170H121ZM135 171V170H134ZM134 171H132V172H134ZM181 171H183L182 169H181ZM188 171H190V172H188ZM232 171V170H231ZM234 171V170H233ZM252 171V170H251ZM257 171H262V170H257ZM71 172V171H70ZM131 172V171H130ZM138 172V171H137ZM171 172V171H170ZM204 172V171H203ZM247 172H245L246 174H248ZM64 173H66V172H64ZM72 173V172H71ZM76 173V172H75ZM90 173V172H89ZM183 174L185 173L184 171L182 172ZM211 173V172H210ZM210 173L208 172V174L209 175H207L206 177H210ZM212 173H211V179H209V178H207L208 180H211L210 182L212 183L213 181H215V182H218V181H220V182H218V183H223V181H221V179L222 178H224V177H222L221 179L220 178H218V176H219V174H218V176L217 177H215L214 178V180H213V178H212V176L214 177L215 176V173L212 175ZM235 173H236V171H235ZM234 173V174H235ZM252 173V172H251ZM263 173V172H262ZM125 174V173H124ZM129 174V173H128ZM132 174V173H131ZM136 174V173H135ZM134 174V175H135ZM140 174V173H139ZM187 174V175H188ZM199 174V175H200ZM205 174H207V172H205ZM223 174H224V172H223ZM233 174V175H234ZM242 174H244V173H242ZM241 173H240V175H238V173H237V175L239 176V178H240V176H241V178L243 179V175H242ZM246 174H244V175H246ZM252 174H255L254 172L252 173ZM251 174V175H252ZM64 175V174H63ZM66 175V174H65ZM216 175H217V173H216ZM221 175V174H220ZM256 175H257V173H256ZM261 175L262 174H260V177H261ZM20 176V175H19ZM27 176V175H26ZM57 176H59V175H57ZM69 176H71V175H69ZM181 176V175H180ZM184 176H185V174H184ZM184 176H183V178H184ZM229 176V177H228ZM258 176H259V173H258ZM263 176V175H262ZM18 177V176H17ZM17 177H15V178H17ZM25 177V176H24ZM31 177V176H30ZM33 177V176H32ZM61 177V176H60ZM192 177H194L193 176V173H192ZM235 177V176H234ZM252 178L254 177L255 179H257L258 177H255V176H251ZM10 178H12V177H10ZM20 178H21V176H20ZM69 179H70V177H68ZM73 178H74V176H73ZM124 178V177H123ZM131 178V177H130ZM136 178V177H135ZM135 178H133L134 180H135ZM143 178H145V177H143ZM143 178H142V180H143ZM181 178V177H180ZM195 178V177H194ZM216 178H218V180L216 181ZM229 178V179H228ZM231 178H233V177H231ZM237 178V176L234 178V179H236ZM245 178V177H244ZM249 178H250V174H249ZM248 178V179H249ZM251 178V179H252ZM14 179V178H13ZM18 180H19V178H17ZM40 179V178H39ZM38 179V180H39ZM63 179V178H62ZM141 178H139V182H138V184L139 183H141V181L142 180H140ZM201 179H202V177H201ZM206 179V180H207ZM220 179V180H219ZM233 179V180H234ZM254 179V180H255ZM5 180V179H4ZM9 180V179H8ZM7 180V181H8ZM24 180H25V178H24ZM35 180V183H36V179H34ZM57 180V179H56ZM56 180H54L55 182L54 183H57L56 182ZM65 181H67V179L65 178L64 179ZM73 180V179H72ZM75 180H76V178H75ZM192 180V179H191ZM205 180V179H204ZM203 180V181H204ZM223 180V179H222ZM232 180V181H233ZM237 181H235L236 183L238 182L239 183V180L238 179H236ZM244 180H246V182H248V180L245 178ZM258 180H262V179H258ZM6 181V182H7ZM11 181H12V179H11ZM30 181H31V179H30ZM58 181V180H57ZM68 181H70V180H68ZM129 181V180H128ZM182 181H184V180H182ZM188 181V180H187ZM192 181H194V180H192ZM196 181V180H195ZM195 181H194V183H195ZM200 181V183L202 182V180H198L197 181V183ZM229 181V182H228ZM232 181H231V183H232ZM252 181H253V179H252ZM251 181V183H253ZM264 181V180H263ZM14 182H16L15 180H14ZM18 182H20V181H17V183ZM23 182V181H22ZM28 182V181H27ZM127 182V181H126ZM130 182V181H129ZM134 182V181H133ZM136 183H137V180L135 181ZM180 182H181V180H180ZM185 182V181H184ZM205 182H208V181H205ZM215 182H213V184L215 183ZM242 184H245V186L246 187H248V185L244 182L243 183V181H240ZM256 181H254V183H255ZM261 182V184H262V181H260ZM4 183V182H3ZM34 183V184H35ZM58 183H60V182H58ZM67 183V182H66ZM75 183V182H74ZM199 183V184H200ZM227 183H225L226 185H227ZM230 183V184H231ZM237 183V184H238ZM257 183V182H256ZM255 183V184H256ZM2 184V183H1ZM18 184H20V183H18ZM33 184V185H34ZM62 184V183H61ZM73 184V183H72ZM188 184V183H187ZM191 184H193V183H191ZM204 183L202 182V185H203ZM206 184H208V183H206ZM205 184V185H206ZM224 184V183H223ZM223 184H221V186H223ZM224 184V185H225ZM242 184L240 185V184H238L237 186L238 187H242ZM4 185V184H3ZM9 185V184H8ZM27 185V184H26ZM29 185V184H28ZM128 185V184H127ZM127 185H125V187L127 186ZM133 185V184H132ZM141 185V184H140ZM186 185V184H185ZM205 185H203V186H205ZM215 185H217V184H215ZM240 185V186H239ZM257 185H258V187H257ZM4 186H7V185H4ZM56 186H59V184L57 185L56 184ZM63 186V185H62ZM66 187H67V185H65ZM72 186V185H71ZM200 186H201V184H200ZM202 186V187H203ZM209 186V185H208ZM207 186V187H208ZM220 186V187H221ZM250 186V185H249ZM263 186V187H262ZM1 187V186H0ZM9 188H7V190L9 191L8 193H13L18 187H19V185H15V186H8ZM29 187V186H28ZM30 187H31V185H30ZM140 187V186H139ZM138 187V188H139ZM177 187V186H176ZM179 187V186H178ZM206 187V186H205ZM238 187H237V189H238ZM246 187H244V185H243V189H246ZM254 187H256L257 188V193L258 192H260L261 191V193L263 192V195H264V184H262V185H260L259 183L258 184H256V186H254ZM24 188V187H23ZM56 188V187H55ZM59 188H60V186H59ZM129 188V187H128ZM144 188H145V186H144ZM183 188H184V186H183ZM185 188H188V190H189V196H190V198L192 199L193 197L195 198V197H197L200 193H201V191H203L202 189H201V191H200V188L198 187V186H196L195 184H193V185H188V186H185ZM213 188V187H212ZM212 188H210L211 190H212ZM216 188H218V187H216ZM26 189V188H25ZM58 189V188H57ZM176 189V188H175ZM178 189V188H177ZM215 189V188H214ZM214 189H213V192H214ZM222 189V191H224L223 189L224 188H221ZM225 189H227L226 187H225ZM241 189V188H240ZM249 190L248 191H250V189H252V188H248ZM2 191H3V189H1ZM0 190V191H1ZM5 190V189H4ZM7 190H6V194H7ZM21 190H24V189H22L21 188ZM27 191L29 190V189H26ZM26 190H24L23 192H27ZM55 190V189H54ZM145 190V189H144ZM205 191H206V189H204ZM209 190V189H208ZM218 190H219V188H218ZM234 190V189H233ZM2 191L0 192V193H2ZM30 191V190H29ZM34 191V190H33ZM36 191V190H35ZM39 191V190H38ZM136 191V190H135ZM184 191V190H183ZM186 191H187V189H186ZM210 191V190H209ZM220 191V190H219ZM230 191H232V190H230ZM230 191H226L227 192V194H230L231 192ZM244 191V190H243ZM246 191V190H245ZM252 191H253V189H252ZM251 191V192H252ZM19 192V191H18ZM17 192V193H18ZM37 192V191H36ZM47 192V191H46ZM124 192V191H123ZM122 192V194H124ZM131 192H132V189H131ZM147 192V191H146ZM174 192V191H173ZM172 192V194H174ZM185 192V191H184ZM206 192H208V191H206ZM206 192H204V193H206ZM215 192H216V190H215ZM233 192V191H232ZM236 192H239V190H236ZM3 193H5V192H3ZM22 193V192H21ZM41 193V192H40ZM63 193V192H62ZM130 193V192H129ZM145 193V192H144ZM180 193V192H179ZM188 193V192H187ZM221 193H223V192H221ZM243 193V192H242ZM260 193V194H261ZM49 194V193H48ZM65 194H67V193H65ZM135 194V193H134ZM202 194H203V192H202ZM215 193H213V196H211V197H213L214 198V195ZM217 194H218V191H217ZM246 194H250V193H245V195ZM252 194H254L253 192H252ZM15 195V194H14ZM51 195V194H50ZM125 196L121 199V204H125V206H126V204L128 205V206H130V204L132 205L131 206V208H128V209H131L132 211H134V210H138L139 208H141V206H140V202L136 199V200H134V199H131L130 198V196L128 195V193L127 194H124ZM133 195V194H132ZM176 195V194H175ZM188 195V194H187ZM201 195V194H200ZM204 195V194H203ZM209 195H211V194H209ZM209 195H206V196H209ZM236 195V194H235ZM243 196V194H239V196ZM255 195V194H254ZM1 196H2V194H1ZM39 196V195H38ZM46 196H47V194H46ZM60 196V195H59ZM66 196V195H65ZM83 196V195H82ZM86 196H87V194H86ZM193 196V197H192ZM221 196H222V194H221ZM229 196V195H228ZM233 195H231V197H232ZM248 196V198L251 196V195H247ZM253 196V195H252ZM252 196L250 197V201L252 200L251 198H252ZM5 197V196H4ZM8 197V196H7ZM14 197V196H13ZM16 197V196H15ZM37 197V196H36ZM68 197V196H67ZM201 197V196H200ZM224 197V196H223ZM227 197V196H226ZM238 196H236V198H237ZM244 197V196H243ZM35 198V197H34ZM65 198V197H64ZM138 198V197H137ZM203 198V197H202ZM219 198V201H220V197H218ZM234 198V197H233ZM247 198V199H248ZM7 199H9V198H7ZM119 199V198H118ZM139 199V198H138ZM183 199H184V197H183ZM186 199H187V197H186ZM210 199V198H209ZM231 199V198H230ZM235 199V198H234ZM237 199H239V198H237ZM244 199H246L245 197H244ZM47 200H49V199H47ZM65 200V199H64ZM190 200V199H189ZM196 200H198V199H196ZM203 200H205V199H203ZM202 200V201H203ZM228 200V199H227ZM227 200H225V202L227 201ZM240 200V199H239ZM31 201V200H30ZM36 201V200H35ZM52 201V200H51ZM114 201V200H113ZM142 201V200H141ZM186 201V200H185ZM191 201V200H190ZM192 201H194V199L192 200ZM206 201V200H205ZM212 201V200H211ZM223 201H224V199H223ZM230 201V200H229ZM232 201V200H231ZM237 201V200H236ZM248 201V200H247ZM250 201H248V202H246L247 204L249 203L250 205H248L249 206V208H247V210L245 209V210H243V208L241 209V208H239V209H241V211H239V213L237 212V210L236 211H234V212H237L240 216H239V220L238 219H236V220H238V222H236V220H235V222H236V224L234 225V226H232L233 227V229H229V230H232L231 231V237L230 238H236V237H238V236H240L241 234H243L245 231L246 232H249V233H254V232H256L257 231V225H256V221H254L255 220V218H256V216L258 217V215L259 214H261V213H263L264 212V196L262 197V194H261V197H257L256 195H255V197L253 198V200L250 202ZM123 202V203H122ZM188 202V201H187ZM195 202H197V201H195ZM228 202V201H227ZM233 202V201H232ZM238 202V201H237ZM50 203V202H49ZM70 203V202H69ZM175 203V202H174ZM200 203V202H199ZM215 203V202H214ZM213 203V204H214ZM218 203V202H217ZM245 203V202H244ZM198 204V203H197ZM201 204V203H200ZM202 204H204V203H202ZM219 204V203H218ZM229 204H230V202H229ZM234 204H236L235 202H234ZM25 205L26 204H24V206L23 207H21V208H24L25 207ZM33 205V204H32ZM110 205V204H109ZM220 205V204H219ZM239 205H241L242 206V203H240ZM112 206H113V204H112ZM199 206V205H198ZM203 206H205V205H202L201 207L203 208ZM236 206H238V205H236ZM245 206H246V204H245ZM40 208H42L41 206H39ZM68 207V206H67ZM73 207V206H72ZM82 207V206H81ZM119 207V206H118ZM124 207V206H123ZM209 207V206H208ZM208 207H204V208H208ZM211 207V206H210ZM222 207V206H221ZM240 207V206H239ZM75 208H78L77 206L75 207ZM145 208H146V206H145ZM149 208V207H148ZM203 208V209H204ZM229 208H230V206H229ZM229 208H228V211H226V212H229ZM234 208H235V206H234ZM36 209V208H35ZM55 209V208H54ZM86 208H83V210H85ZM116 209H118V208H116ZM126 209V208H125ZM128 209H126V210H123V211H127ZM202 209V210H203ZM215 209V208H214ZM231 209H232V207H231ZM18 210V209H17ZM75 209L73 208L72 209V211H74ZM82 210V211H83ZM102 210H104V209H102ZM112 210H115V209H112ZM199 210H200V206H199ZM206 210V209H205ZM32 211V210H31ZM75 211H77L78 213L81 211H78V209H76ZM86 211V210H85ZM131 211V212H132ZM138 211H141V210H138ZM213 211V210H212ZM216 211H219V210H216ZM216 211H215V213H216ZM233 210H231L230 212H232ZM30 212V211H29ZM88 212H89V210H88ZM94 212H97V211H95L94 210ZM142 212V211H141ZM143 212H144V210H143ZM145 212H147V214L150 216V210H147V211H145ZM208 212H210V211H208ZM229 212V213H230ZM28 213V212H27ZM38 213H40V212H38ZM73 213V212H72ZM74 213H76V212H74ZM78 213H76V215L78 214ZM97 213H99V210H98V212ZM117 213V212H116ZM122 213H124V212H122ZM132 213H134V212H132ZM131 213V214H132ZM137 213V212H136ZM136 213H135V215H136ZM139 213V212H138ZM137 213V214H138ZM236 213V214H237ZM56 214H58V213H56ZM93 214V213H92ZM143 214V213H142ZM212 214V213H211ZM217 215H219V213H216ZM220 214H223V213H220ZM13 215V214H12ZM32 215V214H31ZM35 215H36V213H35ZM75 215V216H76ZM84 215V214H83ZM95 215V214H94ZM93 215V216H94ZM113 215H115V214H113ZM112 215V216H113ZM125 215H126V213H125ZM127 215H130V214H128L127 213ZM134 215V214H133ZM210 215V214H209ZM216 215V216H217ZM232 215V214H231ZM33 216V215H32ZM71 216V215H70ZM80 216V215H79ZM88 216V215H87ZM116 216V215H115ZM118 216V215H117ZM123 216V215H122ZM147 215H145V217H146ZM148 216V217H149ZM215 216V217H216ZM224 216V215H223ZM222 216V217H223ZM233 216L235 217V214L233 213ZM84 217V216H83ZM83 217H82V219H83ZM128 217V219H129V216H127ZM221 217V218H222ZM231 217V216H230ZM264 217V216H263ZM23 218H25V217H23ZM30 218V217H29ZM38 218V217H37ZM40 218V217H39ZM53 218H55L54 216H53ZM73 218H75V217H73ZM113 218V217H112ZM118 218V217H117ZM126 218V217H125ZM130 218H131V216H130ZM133 218H134V216H133ZM218 218H220V217H218ZM9 219V218H8ZM31 219V218H30ZM35 219V218H34ZM33 219V220H34ZM48 219V218H47ZM52 219V218H51ZM59 219V218H58ZM76 219V218H75ZM94 219V218H93ZM230 219V218H229ZM229 219H225V217H223V219H221V224L222 225H224V226H226L227 224H229L227 221L229 220ZM232 219V218H231ZM259 219H261V218H259ZM258 219V220H259ZM20 220V219H19ZM33 220H32V222H33ZM37 220V219H36ZM41 220H43V219H41ZM41 220H39V221H41ZM45 221H41L40 223H39V221H38V224H36V225H34V223H33V225H32V223H31V225L32 226H29V223H27L28 224V229H30V232L33 230V232H32V235L33 236H36L35 238H36V240L37 239H40V238H38V237H40V236H44L43 235V233L46 231V230H48V228L50 229V227H53V226H51V222H49L48 220L46 221V219H44ZM84 220V219H83ZM96 220H97V217H96ZM123 220V219H122ZM234 220V219H233ZM257 220V219H256ZM27 221V220H26ZM91 221V220H90ZM111 221H113V220H111ZM133 221H136V220H133ZM219 221V220H218ZM230 221V220H229ZM232 221V220H231ZM260 221V220H259ZM258 221V222H259ZM28 222V221H27ZM73 222V221H72ZM78 222V221H77ZM81 222V221H80ZM86 222V221H85ZM98 222V221H97ZM109 222V221H108ZM125 222H127L126 220H125ZM213 222V221H212ZM212 222H209V223H212ZM246 222H249L250 223V226H248V228H247V224H246ZM256 222V223H255ZM261 222V221H260ZM35 223H37V222H35ZM87 223V222H86ZM117 223V222H116ZM248 223V224H249ZM1 224V223H0ZM9 224V223H8ZM79 224V223H78ZM85 224V223H84ZM97 224V223H96ZM101 224H102V222H101ZM100 224V225H101ZM124 224V223H123ZM127 224V223H126ZM141 224V223H140ZM220 224V223H219ZM231 224V223H230ZM230 224H229V227L228 228H232V227H230ZM11 225V224H10ZM56 225V224H55ZM117 225V224H116ZM121 225V224H120ZM137 225V224H136ZM135 225V226H136ZM4 226V225H3ZM12 226H14V224L12 225ZM21 226V225H20ZM70 226V225H69ZM99 226V225H98ZM108 226H110V225H108ZM145 226V225H144ZM18 227V226H17ZM55 227V226H54ZM53 227V228H54ZM65 227H66V221H65V219H63V220H61V222H60V224L59 225H56V229L57 230H55V231H62V230H64L65 229ZM94 227V226H93ZM100 227V226H99ZM112 227V229H113V225L111 226ZM149 227V226H148ZM219 227V226H218ZM221 227V226H220ZM259 227V226H258ZM3 228V230L5 229H7L6 227L4 228V227H2ZM13 228V227H12ZM110 228V227H109ZM141 228V227H140ZM15 229V228H14ZM133 229H136V227L135 228H133ZM137 229H139V228H137ZM222 229H224L223 227H222ZM227 229V228H226ZM3 230H2V232H3ZM4 230V231H5ZM18 230V229H17ZM27 229H24V231H26ZM72 230V229H71ZM70 230V231H71ZM147 230V229H146ZM207 230V229H206ZM213 230V229H212ZM215 230V229H214ZM216 230H217V228H216ZM219 230V229H218ZM261 230V229H260ZM12 231V230H11ZM120 231V230H119ZM123 230L121 229V231L120 232H122ZM150 231V230H149ZM223 231H225V230H223ZM20 232V231H19ZM30 232H27V233H30ZM89 232V231H88ZM124 232H125V230H124ZM123 232V233H124ZM228 232V231H227ZM245 232V234H247ZM4 233H6V231L4 232ZM8 233H9V231H8ZM15 233V232H14ZM18 233V232H17ZM16 233V234H17ZM48 234H49V232H47ZM61 233V232H60ZM148 233V232H147ZM214 233V232H213ZM15 234V235H16ZM23 234V233H22ZM45 234V233H44ZM51 234H52V232H51ZM81 234V233H80ZM208 234V233H207ZM225 234V233H224ZM8 235V234H7ZM18 235V234H17ZM24 235V234H23ZM26 235V234H25ZM25 235H24V237H25ZM50 235V234H49ZM53 235V234H52ZM86 235H88L87 234V232H86ZM86 235H84V236H86ZM150 235V234H149ZM220 235H221V233H220ZM1 236V235H0ZM3 236H5L4 234H3ZM3 236H2V238H1V240L2 239H4L3 238ZM84 236H83V238H84ZM88 236H90V234L88 235ZM140 236V235H139ZM226 236V235H225ZM45 237V236H44ZM50 237V236H49ZM87 237V236H86ZM85 237V238H86ZM91 237V236H90ZM111 237V236H110ZM114 237V236H113ZM119 237L121 238V236H118V239H119ZM228 237V236H227ZM264 237V236H263ZM262 237V238H263ZM46 238H48V237H46ZM87 238H89V237H87ZM101 238V237H100ZM104 238V237H103ZM125 238H127V237H125ZM125 238H123V239H125ZM142 238V237H141ZM209 238V237H208ZM240 238V237H239ZM76 238H74V240H75ZM97 239V238H96ZM113 239V238H112ZM144 239V238H143ZM219 239H221V238H219ZM11 240H12V243H13V240L15 241V244H14V246L13 245H9V243L11 242ZM20 240L21 239H19V238H17V239H15V237H14V239L9 235V236H7L6 238H5V240H4V242H3V244H2V248H1V255H2V253H12V254H15V255H18V256H21V255H23V253H27L28 251H27V249L29 248V247H27V249L24 247H22L20 244ZM78 240V239H77ZM84 240V239H83ZM87 240V239H86ZM99 240V239H98ZM101 240V239H100ZM99 240V241H100ZM114 241H116L115 239H113ZM126 241H124V242H128L127 240L128 239H125ZM131 240V239H130ZM134 240V239H133ZM222 240V239H221ZM224 240V239H223ZM31 241V240H30ZM38 241V240H37ZM42 241V240H41ZM98 241V242H99ZM102 241V240H101ZM148 241V240H147ZM198 241V240H197ZM196 241V242H197ZM262 241V240H261ZM23 242V241H22ZM86 242V241H85ZM93 242V241H92ZM113 242V241H112ZM112 242L110 243V244H112ZM133 242V241H132ZM195 242V241H194ZM202 242V241H201ZM212 242V241H211ZM227 242V241H226ZM225 242V243H226ZM230 242V241H229ZM238 242V241H237ZM256 242H258V241H256ZM42 243V242H41ZM93 243H95V242H93ZM101 243V242H100ZM121 243V242H120ZM131 243V242H130ZM143 243H144V241H143ZM199 243V242H198ZM216 243H219V242H216ZM224 243V242H223ZM25 244V243H24ZM28 244V243H27ZM49 244V243H48ZM54 244V243H53ZM72 244H74V243H72ZM89 244V243H88ZM97 244V243H96ZM95 244V245H96ZM99 244V243H98ZM109 244V243H108ZM125 244H127V243H125ZM153 244H154V242H153ZM222 244V243H221ZM259 244V243H258ZM257 244V245H258ZM26 245V244H25ZM57 245V244H56ZM56 245H54V247L56 246ZM91 245V244H90ZM89 245V246H90ZM101 245V244H100ZM105 245V244H104ZM107 245V244H106ZM113 245V244H112ZM124 244H122L121 243V246H123ZM147 245H148V243H147ZM151 245V244H150ZM193 245H194V243H193ZM216 245V244H215ZM27 246V245H26ZM45 246V245H44ZM51 246V245H50ZM92 246H94V244L93 245H91V247ZM98 247H100V251H101V249L103 248L104 249V247H103V245H101V246H99V245H97ZM117 246V245H116ZM121 246L119 247V249L121 248ZM126 246V245H125ZM125 246H123V247H125ZM159 246V245H158ZM189 246H191V245H189ZM196 246H198V245H196ZM213 246H214V244H213ZM34 247V246H33ZM41 247V246H40ZM43 247V246H42ZM74 247H75V245H74ZM98 247H96V249L94 250V249H92V252L93 251H97V255L95 254L94 255V261H95V263L96 264H124V262L125 261H123V259L124 258H122V253H123V251H121V253L120 254H116L117 256L115 257V259H113V260H111V257H110V259L107 257V255L108 254H99L98 252H100V251H98ZM107 248H108V246H106ZM112 247V246H111ZM130 247H132V245L130 246L129 245V248ZM147 247V246H146ZM165 247V246H164ZM194 247V246H193ZM193 247H191V249H193ZM210 247V246H209ZM253 247H255V246H253ZM261 249H259V250H256V251H264V240L262 241V243H261V246H259ZM46 248V247H45ZM116 248V247H115ZM133 248V247H132ZM132 248H130V249H128L127 248V251H126V248H124V252L126 253V254H123L124 256H127V254L129 253L128 252V250H131ZM148 248V247H147ZM158 248V247H157ZM169 248V247H168ZM198 248V247H197ZM196 248V249H197ZM252 248V247H251ZM30 249V248H29ZM43 249V248H42ZM50 249V248H49ZM75 249H76V247H75ZM82 249H84V248H82ZM110 249V248H109ZM114 249V248H113ZM134 249V248H133ZM151 249V248H150ZM149 249V250H150ZM154 249V248H153ZM164 249V248H163ZM195 249V250H196ZM31 250V249H30ZM58 250V249H57ZM78 250V249H77ZM81 250V249H80ZM106 250V249H105ZM116 250V249H115ZM138 250V249H137ZM156 250V249H155ZM160 250V249H159ZM166 250V249H165ZM194 250V251H195ZM201 250V249H200ZM245 250V249H244ZM248 250H250V249H248ZM253 250V249H252ZM251 250V251H252ZM255 250V249H254ZM32 251V250H31ZM36 251V250H35ZM48 251V250H47ZM52 251H54L53 249H52ZM56 251V250H55ZM87 251V250H86ZM90 251V250H89ZM106 251H108V250H106ZM113 251V250H112ZM135 251V250H134ZM139 251V250H138ZM162 251V250H161ZM203 251V250H202ZM211 251V250H210ZM212 251H213V249H212ZM216 251V250H215ZM36 252H38V251H36ZM40 252H41V250H40ZM46 252V251H45ZM58 252H59V250H58ZM57 252V253H58ZM131 252V251H130ZM164 252V251H163ZM191 252V251H190ZM205 252V251H204ZM209 252V251H208ZM207 252V253H208ZM248 252V251H247ZM32 253H34V252H32ZM39 253V252H38ZM43 254H44V252H42ZM80 253H83L84 254V250L83 251H80ZM79 253V254H80ZM101 253V252H100ZM132 253H133V251H132ZM140 253V252H139ZM151 253H152V251H151ZM165 253V252H164ZM186 253L187 254H189L187 251H186ZM196 253H197V251H196ZM251 253H253V251L251 252ZM255 253H257V252H255ZM52 254H55V252H53ZM52 254H51V256H52ZM86 254H90V253H86ZM93 254V253H92ZM115 253H113V255H114ZM135 254V253H134ZM145 254V253H144ZM167 254V253H166ZM166 254H164V255H166ZM185 254V253H184ZM200 254H201V252H200ZM213 254H215V253H213ZM244 254H245V252H244ZM247 254V253H246ZM249 254V253H248ZM258 254V253H257ZM263 254H264V252H263ZM26 255V254H25ZM39 255V254H38ZM47 255V254H46ZM61 255V254H60ZM85 255V254H84ZM130 255V254H129ZM143 255V254H142ZM148 255V254H147ZM146 255V256H147ZM153 255V254H152ZM175 255H177V254H175ZM262 255V254H261ZM24 256V255H23ZM26 256H28V255H26ZM43 256V255H42ZM65 256V255H64ZM80 256V255H79ZM81 256H82V254H81ZM92 256V255H91ZM110 256V255H109ZM112 256V255H111ZM131 256V255H130ZM134 256V255H133ZM141 256V255H140ZM149 256V255H148ZM157 256V255H156ZM194 256V255H193ZM253 256H254V254H253ZM258 256H260V252H259V255ZM22 257V256H21ZM20 257V258H21ZM44 257H45V255H44ZM47 258L46 259H48L49 257L48 256H46ZM56 257V256H55ZM83 257V256H82ZM86 257V256H85ZM88 257H89V255H88ZM158 257V256H157ZM162 257V256H161ZM170 257V256H169ZM37 258V257H36ZM65 258H67L66 256H65ZM64 258V259H65ZM69 258V257H68ZM77 258V257H76ZM131 258V257H130ZM135 258V257H134ZM140 258V257H139ZM138 258V259H139ZM147 258V257H146ZM145 258V259H146ZM152 258V257H151ZM164 258H166V257H164ZM189 258V257H188ZM194 258V257H193ZM19 259V258H18ZM24 259H25V257H24ZM26 259H28V258H26ZM30 259V258H29ZM45 259V260H46ZM50 259V258H49ZM126 259V258H125ZM141 259H144V258H141ZM140 259V260H141ZM191 259V258H190ZM252 259V258H251ZM15 260V259H14ZM38 260V259H37ZM52 260H53V258H52ZM71 260V259H70ZM86 260V259H85ZM129 260V258L127 259V261ZM147 260V259H146ZM153 260V259H152ZM175 260V259H174ZM173 260V262L175 263V261ZM180 260V259H179ZM183 260V259H182ZM181 260V261H182ZM193 260V259H192ZM247 260V259H246ZM13 261V260H12ZM18 261V260H17ZM22 261H24V260H22ZM55 261V260H54ZM62 261H63V259H62ZM67 261V260H66ZM78 261H80V260H78ZM84 261V260H83ZM133 261V260H132ZM131 261V262H132ZM162 261V260H161ZM160 261V262H161ZM25 262H27L26 260H25ZM34 262V261H33ZM56 262V261H55ZM129 262V261H128ZM128 262H126L125 264H127ZM141 262V261H140ZM150 262V261H149ZM153 262H155V261H153ZM153 262H151L152 264H153ZM170 262H171V260H170ZM187 262H189V261H187ZM192 262V261H191ZM8 263V262H7ZM15 263V262H14ZM22 263V262H21ZM54 263V262H53ZM63 263H65V261L63 262ZM72 262H69L68 264H71ZM77 263V262H76ZM90 263H92V262H90ZM141 263H143V262H141ZM168 263V262H167ZM174 263H172V264H174ZM257 263H262V264H264V260H261L259 257H257V258H255V259H253V260H251L250 262H248L247 264H257ZM17 264V263H16ZM35 264V263H34ZM37 264V263H36ZM46 264V263H45ZM62 264V263H61ZM81 264V263H80ZM88 264V263H87ZM129 264V263H128ZM136 264H137V262H136ZM150 264V263H149ZM165 264V263H164ZM170 264V263H169ZM178 264V263H177ZM180 264V263H179ZM187 264V263H186ZM239 264V263H238Z\"/></svg>", "mask_w": 264, "mask_h": 264}]
</instances>
